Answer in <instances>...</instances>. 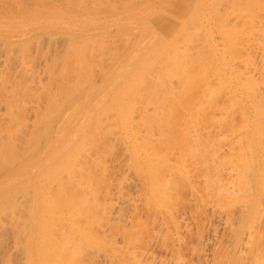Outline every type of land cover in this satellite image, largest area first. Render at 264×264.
<instances>
[{
    "label": "rangeland",
    "instance_id": "1",
    "mask_svg": "<svg viewBox=\"0 0 264 264\" xmlns=\"http://www.w3.org/2000/svg\"><path fill=\"white\" fill-rule=\"evenodd\" d=\"M8 1H6L7 5H8ZM17 1L18 0L10 1L9 2L10 5L5 8L6 12L3 11L0 13L1 14V17H0L1 18L0 19V49H1L0 50V57H1L0 58V65H1L0 66V80L1 81H0V83L2 81H4L3 77H5V81L8 83H9L8 80L13 78L10 81V83H11L12 81H14L15 77L18 76V74L20 75V73H21L20 68H22L20 65L22 64V61H23L21 54L23 52V49L25 48L24 53H26L25 51H27V53H26V55L24 54V56H26L25 59L26 60L28 59V62L25 61L26 63H23V64L31 72L27 73V71H29V70L26 69L27 75L25 76L24 80H28L29 82L24 81L23 86H25V85L27 87L31 86L29 90L33 93H30V91H27V93H29V94H27L24 97V100L22 101L23 104L21 103L22 108L25 107V109H23V111L20 112L21 115L17 114L18 116H21V118L17 117L18 119L14 120V116L12 117V119L10 118L11 116H7V119L9 121L12 120L13 122L17 121L19 123H22L25 128L24 127H22L24 129H22L21 127H18V128L19 129L21 128L26 133L29 132V131L27 132V130H30V128H32L34 120H35L34 119L35 116H34L33 111L36 108H34V107L36 106L38 108L41 106V108H42V106L46 105V103H47V98H48L47 93L48 92H46V93L44 92L47 90L43 89V87H41V84H38L39 86L37 84H35V83H39L40 78H42V77L45 78L46 74L45 75L43 74L44 73L43 66L45 65L44 64L45 60L49 56L48 54L46 56V53H49L50 55H52V53H54L53 51H56V50L59 51L56 46H58V48H60V50H64L63 52L67 53L66 50L68 47H70V44L69 45L66 44V46H64V44L67 41H69L65 38L68 35L67 32L70 33L72 31V32L79 33V35L84 34V36L82 37L83 39H84V37H85V39H88L89 37L86 38L88 35H90V36L93 34H94V36L96 35L95 40L93 39L94 36H93V38H91V43H94L92 48H94L96 45V48L94 50H96L99 46V45H97V42L99 44V41H101L99 39L102 38V41H103L104 38L106 39V37H108V39L110 40V43L108 41H107V43H109V45L113 44L114 49L117 46H120L119 44L122 45V46H120L121 51L117 47L118 50L120 51V52L119 51L118 52L119 53L122 52V54H120V56L118 55L119 58L118 59L116 58L117 61H114L115 59L113 60L115 62L114 64H113V62H111L112 59L108 61V58L111 54L108 57L106 56L107 62L110 63V64L106 63L107 67H110L108 69L109 70L108 71L105 68L106 65L104 66V64H103L102 67H104V68H101L102 64L100 66L97 65V62L99 60L98 57L102 54L101 51H100V55H99V50H98L99 56L96 57L97 56L96 55L97 53H95L96 51L93 52V50H91V53H95V55L92 54L93 57L92 56L91 57L94 58V61H95V58H98V60L96 59L97 61H95L97 67L93 68V71L95 70L94 71L95 74L91 73L92 76L91 75L90 76L91 77H94V76L98 77L96 79V81L100 80V81H98V83H100L102 81L106 82L107 80H111L113 85H114V83L117 84V89H114V90H117L118 93H114V94L112 93L109 96H107L110 98L112 96V100L108 101L107 104L110 106L109 109L110 108H111V110L113 109L112 110L113 113L109 112V115L107 114V117L108 118L111 117V118H109V120L111 121L113 119L112 115L116 114V115H114V116H116V122H114V119L111 121L112 123L110 122V124H113V125L115 124V125L114 126L111 125L112 128L110 129V126H109L110 124H103L104 122L106 123L108 120L107 118H105L106 117L105 115H104L105 116L104 118L107 120L102 122V125H100L101 129L103 130L102 135L104 133V130L106 133V136L104 135L103 137H105L106 139L109 138V140H106L104 138L105 140L103 139V141H102V140H100L102 138H100L95 145L93 144L94 147L92 148V150L90 148L91 144L95 140H97L98 137L101 135H98V136L95 135L97 132L99 133V131H97L98 129L96 128V131L94 133V129L92 128V127L95 128L97 126V123L100 124V122H96L95 123L96 125L93 122L94 126L93 125L90 126L89 124L92 123V120L96 121L95 116L98 113L97 111L98 110L102 111L101 108L104 109V108H106L105 105H107V104H105L106 102H103L102 104L95 106L94 105L95 99H96L95 98L96 94H95L93 97L89 96L91 98V100H92V98H95L94 101H92L91 103L88 102V124L86 126H89L90 128L88 127L89 131L86 134V136L88 135V137H86V139L91 138L90 134H92V133L94 134L93 136H95V137H92V139H90V141L93 140V142L91 141L92 143L86 142V143H88L90 150L87 151L88 148L85 146L86 143H85V145H82V143L84 144V141H89V140H85V139L83 140L82 139V143H80L83 135L81 137H78L77 139H75L74 141H72L70 143L66 142V144H69L68 146H66V147H68V149H70L71 146L74 144L75 145L77 144L76 146H79V143L82 145L80 147H82L81 149H83V152H84V153L82 152L83 156L85 155L87 160L84 158L85 159V162H84V159L81 158L83 156L81 154H80L81 157H79L80 155H77V153L79 154V152L82 150L80 149V147H76L74 149L80 150L78 152L76 150H74L77 152V153H75L76 156L79 157L80 160L83 159L82 161H80L76 157L78 162L80 161L81 164L82 163L86 164L88 162V159H90V160L94 159L92 162H95L94 164L97 163L96 164L97 166H91L89 164L91 166V168L89 167L88 169H91L89 171H91L92 173L87 171L88 169L86 170V168L84 167V170H85L84 173L89 172V173H86L87 176L91 175V176H88L89 180H92L91 183L88 181V177L85 176L86 174H84L82 171H81V173H83V176L87 178V181L89 183V184L87 183V185H86L87 181L84 177L82 178V177L77 176V175H80V170L77 169L79 172L73 171V172L77 173L73 176V174H74L72 172L73 168L71 167L72 170H71V168H70V170H68L69 167H67L65 165L66 163L69 166L71 165V163H72L71 159H73L72 158L73 156L75 159V154L72 156L73 153H72L71 149L68 151V152L72 153L69 156V158L67 157L68 152L66 153V157H65V158H67V160L65 159L66 161L64 160L65 154L62 155L63 154L62 153V154H60V155H62L61 159L58 160L59 155L56 156L55 158H52L53 161L56 158L58 161L56 160L55 164L53 163L52 166H48L47 168H49V167L50 168L48 170L44 169L43 172L37 171L34 173H27V174H24V172L22 173V170L24 167L33 164L35 162L34 160L37 161L38 154L35 155L37 152L34 150L36 148H39V147H37V145L35 146L36 148L34 147V149H32L36 153H32V155H31V151H32L31 150L30 154L28 153L29 155L25 154V156H28L29 159L31 156L34 157V158L31 157V159H32L31 161L28 160L27 158H24L25 157L24 156L23 158L25 160H28L29 162L27 161L25 163L24 159H22V161H23L22 163H25L23 165L21 163V159H19L20 161H18L17 164L19 165V163H21L20 165L22 167L20 165L18 166L19 167L18 169L16 167H14L17 169V171L12 170L13 171L12 172L10 170L12 173L8 172V173H10V175H8V173H7V177L3 181H5L7 179L9 181H12V180H15L16 178L19 177L20 182L16 181V182H14V183H16V185H13L14 183H12L8 187L5 186L7 189L4 187L0 188V204H1L0 210L2 208L1 206H3V208H4V206L9 207L8 202L10 200H12L13 197H14L13 198V200H14L16 195H18L20 193L23 194L22 191H24L26 188L29 189V191L31 190L30 194H29V191H27V189L25 190L24 193L26 194V191H27V195H29V196L32 193L33 197L30 196V198H31L30 200H33L32 202H29L30 200H27L28 201V203H27V201L25 202V199L22 200V198L17 199V201H19L18 203L24 201L23 203H20L23 206L25 205L24 203H27L30 205L33 203L32 204L33 208L31 209L32 206H30V209H31L30 211L28 208L26 209V210H28V213H32L31 216L26 217L27 220L29 219L28 217L31 218V219H29L30 223H28L25 218H24V220L22 219L23 221L20 220L21 222H23V223L25 222L28 225H30V226H28L27 224L25 225V223L24 224L22 223L23 225L28 226L30 231L28 230L29 234L27 235L28 236L27 237L26 234H27L28 228H25V226H24V228H21L24 231L26 229V231H25L26 234L21 229L20 230L17 229L18 226L21 227V225H20L21 222L18 219L25 212L23 211V206L20 207L19 206L20 204L18 205V203L14 200V202L17 204L14 206H18V208H20V210H22V212L17 211V213H19V214L22 213V214L21 215L16 214L17 216H15V215L13 216V212H14V214L16 213V211H13V208L11 211L12 215H11V213L9 215V212H10V211L8 212V210H10L9 208H7L8 210H6V211L8 212L9 223H11V221H13V219H15L14 223H18V221H19L20 224H17L16 228L14 227V223L12 224L13 228H10V225L8 224L9 230H7V228H6V227H8V225H7L5 227L6 231L5 230H4L5 232L3 231L5 235L2 234L3 232L1 230L0 238H2V240L4 238V240L3 241L1 240V241L4 242L6 240V242H7V243L5 242L6 245L8 244L7 246H10V247L7 248L6 245H5L6 247L4 245H2L5 243L0 242L1 243L0 245L4 246L3 248L0 246V251L3 249L0 252V257H1L0 261L2 262L5 260V264H6V262H7L6 258L10 257L13 260V262L11 260V264H20V263L21 264H103V263L104 264H214V263L215 264H255V263L264 264V259H263L264 258V248H263L264 247V244H263L264 243V109H263L264 108V84H263V82H264V43H263L264 42V35H263L264 34V0H224V2H223V0H218V2H217V0H213V1L212 0H140V1L136 0V1H139V3L137 2V4H139V6L136 3L135 4L133 3L135 5L134 7H133V4H131V3L129 4L127 2H129V1L134 2L135 0H132V1L131 0H124V2H123V0H121L122 2L120 0H118L119 2L117 0H116V2H115V0H114V2H113V0H112V2H111V0L110 1L108 0L109 2H107V0H104V1L103 0H96V1L93 0V1H95V3L93 5H95V4L99 5L98 7H100V8H98L96 6H95L96 8H93L94 6L91 4V2H93V1L91 0V2H88V6H87L90 10V11L88 10V24H87V27L81 28V30H80V28H78V25H75L72 30L70 29V27L72 25L69 23V20L71 18H73L74 16L79 17L76 14L77 12H74L73 10L67 8V4L69 3L70 0L69 1L68 0H50L49 3L46 2V3H48L47 8H49V10L51 11V14L53 12H55L54 14H56V12H57L56 15L53 14L51 18H47V19L45 17L42 18L41 12L37 11V10L42 9L41 7H38V5L41 4L40 0H25V1L21 0V2L24 1V4H25V5L22 4L23 10L25 9L26 5L28 8H30V7L33 8V11H34V8L36 6V10H35V12H32L31 9H28V10H31V12H32L31 14L29 13L30 15H27V13H26L25 14L26 16H20L16 20V22H12V23H14V24H12L5 18L9 14H11L10 12L15 13V12H18L19 9H21V11H23L22 7H21V3H19L20 4V6H19V4H17L18 3ZM34 1H37V2L39 1V2L37 3ZM88 1H90V0H88ZM97 1H99L100 3L104 2V4L103 3L100 4ZM3 2L4 1L1 0L0 5L6 6V3H4L5 4L4 5ZM117 2L120 3L119 4L120 6L125 2L127 4L124 5L125 6L124 9H123L124 6L123 7L121 6L122 7V9H121V7L118 6ZM140 2H143V3L140 4ZM75 3H77V2H74V4ZM110 3H112V4H110ZM113 3L115 6L120 7V10H119V8H117L115 6H114V8H115V10H114L113 9ZM115 3H117V5ZM16 4L18 6H16ZM49 4H50V7H49ZM56 4H59L60 6L59 5L57 6ZM107 4H108V7L110 6V11H109L108 7H106V9L108 10L107 11L108 13H106V11H104L105 9H101V6H100V5L105 6ZM55 5L57 7H55ZM79 5H82V4H79ZM128 5H130L132 7L129 6V8H127ZM103 6H102V8H103ZM19 7H21V8H19ZM54 7L56 9L58 8V11L56 9L54 11V9H53ZM136 9L137 10L141 9L140 15H137L135 17H131V16L129 17L127 15V13L129 11H133ZM28 10L26 9V11H28ZM43 11H45V10L43 9ZM46 11H48V9ZM99 11H101V13H99ZM103 11H104V13H103ZM7 12H9V13H7ZM125 12H126V15H122ZM33 13L36 16L32 15ZM37 14L38 15L40 14V18H38L39 16ZM106 15H107V17H106ZM42 16H44V15H42ZM130 18H132V19H130ZM134 22H138V24H136V23L133 24ZM149 22H151V23H149ZM184 22H186V24ZM146 23L149 25L151 24V25L149 26ZM111 24H112V26H110ZM106 25H108V26H106ZM145 25L148 26L147 30H144V28L146 29ZM182 25H184L183 27L186 26V28H182ZM138 26L140 27V29L142 28L143 33L139 29ZM159 26L161 28H159L157 30V28ZM132 27H135L138 30L137 29L135 30V28H133L134 29V31H133ZM114 28L116 31L114 30ZM129 28L132 29L133 33L130 32L131 30ZM197 28H198V30H197ZM110 29L112 30V32H110L111 31ZM127 29H128V31H126ZM123 31L126 32V36H128V39L123 38V37L126 38L125 32H123ZM135 31H137V32H135ZM180 31H182V32H180ZM11 32H15V34L12 35L13 37L10 35ZM58 32L60 34H58ZM62 32H66L67 35L61 34ZM97 32H98V35H100L99 33H101V35L103 34V36L100 38V36H98L96 34ZM129 32L131 33V34H129L130 36L127 35ZM134 32L135 33L140 32L142 35L140 36V33H138V36H140V38H137V36H135V38H137V39H135V38L134 39L138 40V41L132 42L134 44L133 45L131 43L130 39L132 40V38L134 37V36L132 37V35L135 34ZM76 33H73V34H75V36H77ZM104 33L107 34V36L104 35ZM56 34L58 35V39H57ZM109 34L112 35L111 39L109 38V36H110ZM42 35H43L44 39L42 38ZM59 35H62V36L65 35V37L64 38L62 36L59 37ZM52 36H54L55 39ZM71 36H72L71 39L75 38L74 35L70 34V37ZM67 37H69V35ZM97 37L99 38L98 39L99 41L96 40ZM113 37L116 40H112ZM196 37H200V38H196ZM37 38H41V40L39 41V39H37ZM52 38H53V40H52ZM59 38H60V40H59ZM20 39H22V40H20ZM61 39H62V41H61ZM85 39H84V41H86ZM105 39H104V41L106 42ZM119 39H123V41H121ZM55 40H56V42H55ZM75 40H77V38ZM75 40H72V41L75 42ZM79 40H81L80 37H79ZM117 40H119L121 43H119V41L117 42ZM189 40H190V42H189ZM256 40H258V41H256ZM72 41H69V42L71 43ZM93 41H95V42L97 41V42L95 43ZM127 41H129L131 43V45H129L130 43L129 42L127 43ZM171 41H172V43H171ZM82 42H83V40H82ZM86 42H88V44H89L90 40L86 41ZM114 42H115V44H114ZM169 42H170V44H169ZM188 42L190 45L188 44ZM260 42H262V43L260 44ZM48 43H49V45H48ZM72 43H71V45L73 46V48H76V45L74 47V43L73 44ZM117 43H119V44L117 45ZM123 43H125V45ZM185 43H187L188 46ZM103 44L105 45V43H103V42L100 44L101 48H102ZM11 45H12V47H10ZM21 45H23L22 48H21ZM106 45L108 46V44H106ZM106 45L104 47H107ZM113 45H112V47H113ZM127 45H129L128 46L129 49L126 48ZM1 46H3L5 49ZM54 46L56 47V50H55ZM72 46H71V48H72ZM88 46H89V49H91L90 45H88ZM91 46H92V44H91ZM166 46L167 47L170 46V49L167 48ZM171 46H173L175 48L176 52L172 49L173 47L171 48ZM186 46L188 47L189 50L195 51V52L192 51L193 54L195 53L194 54L195 56H194L193 54H191V52L189 50H187L188 53L190 52L191 56L193 55L192 58L194 60L197 59L196 54L198 55V53H200L198 55V57H200L202 55V57H200V60L201 61L204 60V61L201 62L198 59L199 60L198 63L194 62L195 64H192V65L189 63L190 66L184 65V66H186V67H184L183 64H185V62L182 64V62L179 60L185 59V57H184V59L182 58L185 54L184 55H182V54L186 51V48H187ZM27 47H28V49H30L31 47L32 48L28 51ZM45 47H46V50H45ZM65 47H67V48H65ZM83 47H81V48H83ZM164 47H166V49H167L166 51L164 50L165 49ZM197 47H199V48H197ZM200 47L203 49V51H201ZM47 48L49 49L50 52L49 51L47 52V50H48ZM51 48L52 49L54 48L53 51ZM117 48L114 50V52L117 50ZM179 48L181 49L180 53L182 52V49H184L182 54L179 53V50H180ZM194 48H196L197 50H195ZM204 48H206L207 50ZM257 48H258V50H257ZM6 49H7V51H6ZM19 49H21L22 51ZM89 49H88V56H89V58H91ZM99 49H100V47H99ZM123 49H125L124 55H123ZM126 49L129 51H127ZM161 49H163V50H161ZM9 50L10 51L12 50L11 51L12 53L9 52ZM71 50H70V52H71ZM171 50L173 53L178 52V54H177L178 57H176L177 55L175 53H174L175 57H173ZM4 51H5V53H4ZM17 51H19V52H17ZM38 51H40V52H38ZM43 51H45V52H43ZM140 51L143 53H146V55L144 57H141L138 55V57L136 58V61L134 60V62L131 63L130 62V58L132 57L131 54L132 53L133 54H139ZM163 51L167 52V54H165ZM28 52H29V54H28ZM42 52H43V54H42ZM14 53H16V54H14ZM19 53H20L19 59L22 58L21 62L19 60H17V58H16V55L18 57ZM115 53H117V52H115ZM119 53H117V54H119ZM161 53H163V54H161ZM185 53H187V52H185ZM205 53L206 54L208 53L207 56ZM7 54H11V55H9V56H12L11 60L14 58L13 55H15V58L17 60L16 62H15V60H14V62H13V60L12 61L10 59L8 60V61H11V63H16V64H14L15 65L14 67L13 66L7 67V66L11 65L10 62H8V63L6 62L7 61L6 59H8V56H5V55H7ZM40 54H42V55H40ZM179 54L182 57H180ZM113 55L115 57L117 56L116 54H113ZM166 55H168V56H166ZM163 56L167 57L166 58L167 61H165L163 59L164 63H163V61L159 62V60H162ZM169 56H171L170 59L173 57V61H172V59H171V61H170V59L168 60ZM187 56H186V58L188 59V61H190L192 63L193 59L189 60V58H191V57L188 58ZM208 56H209V58H211L210 62H207V61H209ZM5 57H6V59H5ZM34 58L36 60H34ZM106 58H104L103 61H106ZM110 58H111V56H110ZM112 58H113V56H112ZM177 58L178 59L180 58V59L178 60ZM2 59H4V60H2ZM37 59H39V60H37ZM174 60H176V62ZM92 61H93V59H92ZM156 61L159 62L157 65H156ZM168 61L171 64L173 63L172 67L170 66L171 68L170 67L164 68L165 63L167 62L166 64H168ZM95 62H93V64L91 63V65H94ZM178 62H180L181 64ZM32 63L34 66L32 65ZM153 63L156 65L155 70L157 69L158 72L154 71L155 65ZM160 63L164 64V65L162 64L164 70H166V69L171 70V71L170 70L165 71L167 73V74H165L167 80L165 78V75L162 76V74H164L165 72L163 71L164 72L163 73V72H161V69H159V68H161L159 66V65H161ZM175 63H176V67L175 66L173 67V65H175ZM177 63L180 64L182 67H184V68L181 67L183 71L186 70L187 68L188 69L190 68L191 71L187 69L188 72H183V73H186V74H184L186 77L181 74L182 73L181 68L179 66L177 67ZM25 64L26 65L28 64V65L26 66ZM35 64L37 65L36 67H35ZM111 64H113V66ZM146 64L147 65L149 64L150 67H151V64L153 65V69L151 68V71H153V72H151V73H153L154 75H155V73L156 74L159 73V75H161V80H163V81H160V82L158 81V82H159V84L162 83L161 84V86H163L162 90H160L161 87L159 85H157L158 83L156 82L159 77L155 78V76H158V74L153 77L156 79V80L153 79L154 83L156 82L155 84L157 85V87L159 86L160 89H158L159 87L157 88L156 86H155V88L157 91L160 90L161 94L165 89V91H166V92L164 91L165 92L164 94H166L165 96H169L170 93H172L171 95L175 94V96H176L177 93L179 92L178 90L181 89V91H182V92L180 91L181 97H180L179 93L176 97L173 95L175 97L174 99H172L173 97L171 95L170 96L172 98L170 96H169L170 98L167 97V99H171V101L176 100L175 102L180 103V104H174L175 102L172 101V103H171L170 100H167L168 102L170 101V104H172V105L168 104L170 107L176 106L175 108L174 107L172 108L173 109L172 111H171L170 107H168L167 102L164 101V97L162 96L163 94L160 95V93L159 94L157 93L159 95V96H156V97H158V99L155 98L156 100H154V96H153L154 93L152 95V93L150 92V91L153 92L154 90H149V92L151 93V95L153 97L152 99L154 101L151 98L149 99V97H151V96H150V94H148L149 97L146 96L147 94H145V93L148 91V88H145V85L141 86V87L144 86L143 91L145 89H147L146 91H144L145 93L142 92V94L144 96L141 95L142 97H139L141 93L138 94L139 96L138 95L136 96L137 93H134L133 88L136 86V81L138 82V80H140L142 76L146 77V75H148L147 76V78H148L151 74L150 69L148 68V66L146 67ZM186 64H188V63H186ZM39 65L40 66L42 65L41 66L42 71L40 70L41 68ZM91 65H89L90 68L94 67ZM195 65H196V67H198L197 71H196L197 68L195 67ZM198 65H200V66H198ZM28 66H30V67H28ZM168 66H169V64H168ZM144 67H146V68H144ZM209 67H212V68L210 69ZM8 68H12V69H8ZM38 68H39V71L37 70ZM90 68H89V70H91ZM98 68L101 70L105 69L107 71L104 70V72H106L104 74L103 71H99ZM147 68L149 71L146 70V72L148 71V73H150V74L147 73L145 75V73L144 74L142 73V70L143 69L145 70ZM177 68H179V70ZM16 69H17V71H16ZM199 69H201V70H199ZM6 70H8L9 72H7ZM32 70H33V72H32ZM89 70H88V72H89ZM96 71L99 74L103 73V76H100V78H99V74L97 75ZM176 71L180 72V74H178V72L176 73ZM10 72H11V76L9 78L8 75H10ZM35 72H36V74H33ZM41 72H42V74H41ZM143 72H145V71H143ZM168 72L169 73L171 72V73L169 74ZM173 72H175L174 77H172L174 80L171 77L170 78L167 77V76H170L171 74H172L171 76H173ZM189 72H190V74H191V72H195L196 75H198V74L199 75L197 77H194L195 78L194 79L193 76H195V75L192 73L193 75L191 74V76H192L191 77ZM29 74H31V75L33 74V75L31 76ZM213 75H215V76L213 77ZM13 76H15V77H13ZM182 76L185 78H189V77L190 78L187 80L186 79L183 80ZM202 76L204 78H206V80H204L206 82L201 81V80H203V79H201V78H203ZM207 76H209V77H207ZM32 77H34V78H32ZM95 77L92 79L95 80ZM143 77L141 80L144 79L146 81L147 78H145V77L143 78ZM175 77H177V78H175ZM178 77L180 78V80L182 77V80L187 81V82L183 83V81L177 80ZM59 78H60V76H59ZM133 78L135 80V84L131 83V85H129L130 79L132 80ZM6 79H8V80H6ZM42 80H43V78L41 79L40 83L41 82L43 83V81H45V79L43 81ZM86 80H88V79H86ZM144 80L141 81V83L139 82L140 84L138 86H140L141 84H144L143 83ZM153 80H152V76H150L151 82L149 84H152V86L149 85L150 87H153L155 85L152 83ZM158 80H160V78ZM170 80H172V81L170 82ZM189 80H193V82L195 83V84L194 83L192 84V85H194L193 88L190 87V86H192V85H190V83L192 81L189 82ZM47 81H48V79H47ZM88 81L90 82L91 80L89 79ZM164 81L166 83H168V85L170 84L171 87H173L172 85L175 82L176 85L174 84V86H176V87L170 88V86L168 87V85ZM244 81H245V83H244ZM4 82H2V83H4ZM132 82H134V81H132ZM146 82H145V84L147 85V83L149 81L147 83ZM178 82L179 83L182 82V85L186 84L184 87H186L187 91L192 90L191 94L188 92L190 95L189 94L184 95L185 93H187V91H185V89L182 90L184 87L180 86L181 84H179ZM171 83H172V85H171ZM57 84H58V82L56 81L55 85H57ZM35 85H37L38 87ZM53 85H54V83H53ZM55 85L53 86V90L58 87V86L55 87ZM132 85H134V86H132ZM164 85L167 86V88ZM217 85L218 86L220 85V86L218 87ZM138 86H136V88ZM149 86H146V87H149ZM33 87H34V91L32 90ZM105 87H106V85L104 84L103 86H100L98 88V90L102 91L105 89ZM248 87H250V89ZM38 88H40V89L38 90ZM169 88L171 91L169 90ZM176 88L178 89L177 93H176V90H174ZM206 88H207V90H206ZM112 89H113V86H112ZM132 89H133V92H132L133 96H135L136 100L139 98L137 101H135V99H132L131 101H135V102H132L133 104L130 101L131 98L129 99L127 96L128 94H129V96L132 95V93L130 92V91H132ZM40 90L42 91L43 94H40L41 93ZM38 91H39V93H38ZM135 91H137L139 93L142 91V89L140 88L139 91L138 90H135ZM204 92L207 93V94H205V96H203ZM210 93H211V95H209V97H208V94H210ZM49 94H52V93H49ZM39 95L40 96L42 95L41 96L42 98ZM115 96H117V100L114 98ZM27 97H28V99H27ZM35 97H36V99H34ZM38 97H40V98H38ZM49 97H50V95H49ZM146 97H147V99H146ZM159 97H163V100L159 99ZM140 98H141V100L143 99L141 102H140ZM148 99L150 100L149 104H148ZM165 99H166V97H165ZM158 100H160V101H158ZM120 101H121L122 105L119 104ZM126 101L128 104L129 103L132 104L131 107L134 108L132 110L133 112L135 110V112H134L135 116H134L133 112L129 109L128 104H126ZM157 101H158V103L159 102L161 103L163 101L166 104V106L164 104L163 105L165 106L164 109L167 111H164V112H163V110L161 111L164 113L163 115L159 109L156 110V112L152 111L153 110L152 109V107H153L152 102L154 103ZM203 101H205V102H203ZM1 102L2 101L0 100V103ZM24 102H25V104H24ZM113 102H114V104H113ZM190 102H192L193 105H190V104H192ZM196 102H198V103H196ZM135 103H137V104L135 105ZM144 103L146 106L144 105ZM182 103L183 104L185 103L184 106ZM36 104L39 106H37ZM130 104H129V106H130ZM0 105H1L0 106V115H1L2 111H4L5 107H4V104L2 106V103ZM27 105H28V107H27ZM108 105H107V107H108ZM201 105H202V108H201ZM29 106H30L31 110H30ZM113 106H114V108H113ZM134 106H136L137 108ZM138 107L140 109H141V107H143V108L141 109V111H138L137 110ZM147 108H148V110L151 108L149 110L148 114L144 113L147 116H151L152 113L155 116L158 112H160L161 114L159 113L155 117L151 116V117H154L151 119H150V117H147V116H146V118H143L145 115L140 114V113L142 112L143 109H144L143 111L146 112ZM167 108H169V109H167ZM199 108H201L202 111L199 110ZM203 108H205V109H203ZM32 109H33V111H32ZM43 109L45 110V112L46 111L49 112L48 109H50V108H48L47 110H46V108H43ZM43 109H42V111H44ZM94 109H96V110L93 112H90L91 110H94ZM106 109L108 110V108H106ZM128 109L130 110L129 112H128ZM194 109L195 110L197 109V110L195 111ZM105 110H103V112H105ZM168 110L171 112L169 113ZM100 111H99V113H100ZM197 111H198V113H197ZM5 112L6 111H4V113ZM23 112H26V114L24 113V116L22 115ZM103 112H102V115H103ZM241 112H242V114H241ZM44 114L46 117L48 116V118H45L44 116L41 117V115H39L38 118L41 117L44 119L40 118L41 120H36L35 123H37V122L39 123V124H37L39 126V128L42 126L41 123H44V126H45L47 121L49 123L46 126H48L49 124L51 125L52 129L50 126H49L50 128L49 127L47 128L46 126L45 127L49 130L47 133H49L50 131H52V133L47 134V133H45V131H42V128H43V126H42L40 128V130H41L40 133L42 132V134H40V135H42L43 137L39 135V138H41L40 141L42 140L41 144L43 145L45 143V141H47V139L49 138L48 141L45 143V145H49L53 142V139H54L55 135L57 134V132H59L61 129H63V127L61 125H59L58 121H61V120L57 121V118L55 115H51L52 117H50L48 115V113H44ZM137 114H139L140 117H142V118H140L139 115H137ZM199 114H201V115H199ZM100 115H101V113H100ZM121 115H122V117H121ZM130 115H132V121L135 122L138 120V121H140V124L143 126L140 125V127H141L140 128L139 126H137V124L139 125V123L135 124L133 122L131 124L130 123V120H131ZM164 115L167 117V119L164 117ZM187 115H188V117H187ZM219 115H221V116H219ZM98 116H96L98 119L97 121H99V119H100V117L98 118ZM222 116H224V117H222ZM127 117H129L130 120ZM135 117H136V119H135ZM137 117H138V119H137ZM160 117H163L164 121L163 120L162 121L165 123V126H163L164 123L161 121L162 118H160ZM242 117H244V118H242ZM147 118L152 120V123L150 120H147ZM15 119H16V117H15ZM23 119H25V120H23ZM141 119H142V121H141ZM52 120H53V123L50 122ZM103 120L104 119L102 118V121ZM165 120H167V121H165ZM207 120H209V121H207ZM12 121H11V124L13 123ZM117 121H119V122H117ZM168 121H170L169 124H168ZM221 121H223V122H221ZM31 122H33L32 126H30ZM54 122L56 125L58 123V125L56 126L54 124ZM159 122L163 123V125H160ZM155 123L159 124V125H155ZM218 123H219V125H218ZM225 123H226V125H225ZM26 124H28V125H26ZM52 124L54 125V127ZM122 124L123 125L126 124L127 127L125 125L123 126ZM127 124L129 125V127H131L130 125H133V127H131L132 129L129 128ZM172 124H173V126H171ZM190 124H191V126H190ZM14 125H13V127H15ZM105 125H107L109 130H111V131H109V132H111L110 134L107 133L108 128ZM120 125H122V126L120 127ZM144 125L145 126L148 125V126L145 127ZM151 125L153 127L149 128V126L151 127ZM27 126H29V127H27ZM103 126H104V128L105 127L106 128L104 129ZM135 126H137L138 128L136 127V129H135ZM26 127H27V129H26ZM58 127H59V129H58ZM74 127H76V125ZM114 127H115V134L118 133L117 135L114 134V130H113ZM116 127H117V129H116ZM124 127H126L127 130H124ZM157 127H160L158 129L160 131V134H162L163 132H165V134L163 133L162 136L160 134H158L159 132H157L158 131ZM164 127L166 129H164ZM91 128L93 130H90ZM121 128H122V130H121ZM133 128H134V130H133ZM162 128H163V130H162ZM16 129H17V127H16ZM101 129H100V131H101ZM137 129H138V131L136 132ZM44 130H46V129L44 128ZM161 130L163 131L162 133H161ZM149 131L151 133H149ZM145 132H147V133H145ZM62 134H64V131ZM108 134H109V136H108ZM125 134H126V136H125ZM136 134H137V136L139 135L138 140L141 139L142 143L148 140L146 142V145L147 144L149 145V143L151 145V142H152L153 146L151 145V147L149 146L150 148L147 147V149H146L145 148L146 146H144L145 143L141 144L140 140L137 142V139H135V138H137ZM143 134H145L144 137H143ZM157 134H158V136H157ZM48 135H50V137ZM119 135H120V137H118ZM44 136H45V138L47 136L48 137L45 139ZM64 136H65V134H64ZM114 136H116L118 139L115 138ZM164 136H166V137H164ZM148 137H150V139ZM43 138L45 139L44 143H43ZM66 138H69V136ZM145 138H147V139H145ZM38 139L36 140L35 144H37L39 142ZM121 140H123L124 142ZM106 141L108 143L105 144ZM75 142H77V143H75ZM100 142H103V143H100ZM98 143H100V144H98ZM41 144L39 143V145H41ZM96 145H98V146H96ZM194 145H196V146H194ZM84 146H85V148H83ZM108 146H110V147H108ZM143 146H144V148H143ZM202 146L204 148H202ZM72 147H74V146H72ZM97 147H100V148H97ZM129 148H130V150H129ZM140 148H142L143 150L142 149L140 150ZM93 149H95V151ZM97 149L103 150L102 154L105 151V154L107 153V155H105L103 157L104 154L103 155L100 154L99 155L101 157L100 159H99V156L96 155L97 156V159H96V156L94 154H98ZM104 149H106V150H104ZM196 149L198 151H196ZM199 149H200V151H199ZM36 150L38 152H40V150H38V149H36ZM154 150H155V152H154ZM202 150H203V152H202ZM204 151L207 153H205ZM85 152H86V154L88 153L87 155L91 156V157L88 158L87 155L85 154ZM93 152H95V153H93ZM110 152L112 154H110ZM152 152H154V156H156V157L153 156L154 157L153 158L152 156H150ZM90 153H92V154H90ZM99 153H101V151ZM185 153H187V156ZM155 154H158L159 156H157ZM203 155H205V156H203ZM192 156H195V157H192ZM104 158H105V160H104ZM62 159H63V162L61 164L62 165L64 164L65 167H64V165L63 166L61 165V167H60L59 163L57 164V162H59V161L61 162ZM138 159H139V161H138ZM197 160H198V162H197ZM97 161L99 162V165H98ZM101 161H102V163H101ZM88 163H90V161ZM81 164H79V166H81ZM132 164H133V166H132ZM57 165H59L58 168L63 167V169H62L63 171L68 170V171H71L72 173L69 172V174H67L68 172H66V171L62 172L60 170V168H59V170H60V173H59L58 169L56 168ZM76 165H74L73 167L74 168L79 167ZM155 165H156V167H155ZM101 166H102V168H101ZM81 167H83V166H81ZM94 167H96V168H94ZM154 167L156 169H154ZM249 167H251V168L249 169ZM97 168L98 169L101 168V169L97 170ZM103 168L106 171H103L104 170ZM245 170H246V172H248V170H251L248 172L250 174L249 176L245 172ZM96 171L98 174L95 173ZM99 171L103 172L104 175H102ZM56 172H58L59 174L57 175ZM155 172H156V174H155ZM62 173H65L64 174L65 177L63 176L65 179V182L69 179L68 178L66 180V178L69 176L70 179L72 178L73 182L75 181V183L77 184V186L75 185V187H76L75 188L72 185V182H70L72 185V186L70 185L71 190L69 188L68 183H67V185L65 184V186L62 185V187H61V188L66 189V190L68 188L69 189L67 191L64 190L66 194L68 193L67 197L65 196L66 198L62 195L60 196V198L63 197V199H64V202L62 201L63 200L62 198L60 199L62 201V202H60V204L64 205V203H65V205H66L67 203L68 204L71 203L69 205L67 204L66 207H68V206L71 207L70 210H72V211L68 210L69 207L68 208L64 207V208H66V209H64V211H62L63 208H61L62 210L59 209V212H58V209H57L56 211H54L55 214L54 213L52 214L53 208L54 209L57 208L54 206L57 203H55L54 205L53 204L51 205V202H52L51 199L53 198V197H51L52 196L51 192H54L53 194L57 193L56 195H60L59 193L62 192V191L60 192L61 188L59 189L56 186L57 183L53 186H52V184H54L55 181H59L60 179L62 180V177H61ZM93 173H95V174H93ZM208 173L210 174L209 175L210 177L208 176ZM92 174H93V176H92ZM179 174L183 177L179 176ZM239 174H240V176H239ZM241 174H242V177H241ZM56 175L58 178H56ZM80 176H82V174ZM250 176H251V178H250ZM28 177L31 178V182L27 183V180L29 179ZM52 177H54V178L52 179ZM77 177L81 178L82 180L84 179L83 181L81 180L83 182V184H80V182H79L80 179L77 180L76 179ZM180 177H181V179H180ZM243 177H245V178H243ZM248 177L250 180L249 179L247 180ZM72 179H71V181H72ZM93 179H96V180H93ZM243 179H244V181H243ZM245 180H246V182H245ZM242 181H243V183H242ZM249 181H250V183H249L250 185L247 184L248 185L247 186L246 183H248ZM75 183H73V184H75ZM84 183H85V186H84ZM238 183L241 184L242 187H239L240 185ZM24 184H26V185L24 186ZM57 185L61 186V184H59V182ZM88 185H90V186H88ZM21 186L22 187L24 186V187L22 188ZM28 186H29V188H28ZM54 186H56L58 189H55L56 187H54ZM83 186H84V188H79L81 190L83 189L82 193L80 195L81 197L80 198L77 197L78 199L75 200L76 195H74V194L76 193L77 196H79L78 193L81 192V190H79L78 187H83ZM90 187H92V188H90ZM171 187H173V188H171ZM51 188L53 190L54 189L55 190L53 191V190H51ZM85 188H89V190H86ZM11 189H13V191H15V189H16V191H15L16 194L14 192H12ZM72 189H73V192H72ZM75 189H77V190L75 191ZM56 190H59L58 191L59 193L55 192ZM4 191L5 192L8 191V192H6V194L7 193L8 194L7 195L5 194L6 196L11 195L12 197L8 196L9 198L7 199V197H5L1 194ZM64 191H63V193H64ZM68 191L72 192L73 194L72 193L70 194ZM83 191H84V193L86 192L85 195L88 197L87 199H89V200H87V202L92 201L91 203H86L87 205H85V206L82 203L84 201L86 202V199H84L83 201L81 200V199H83V197H86V196H83L84 195ZM88 191H90L89 193L91 195L94 193L95 197L93 195L92 196H93V199L96 198L95 201L92 200V196L90 194L89 195L91 198L87 195ZM9 192L14 193V194L13 195L9 194ZM95 193H97L98 196H96ZM22 194H20V195H22ZM50 194H51V196H50ZM69 194H70V196H69ZM20 195H19V197H23ZM56 195H55V197H56ZM29 196H28V198H29ZM2 197L6 198V199H3ZM17 197L18 196H16V198ZM25 197L26 196H24L23 198H25ZM248 197H249V199H248ZM58 198H59V196H57V198L55 200L54 199L53 200L56 202V200ZM20 199H21V201H20ZM69 200H71V201H69ZM48 201H49V203H48ZM10 202H9L10 206L13 207V205H11L12 201H10ZM14 202H13V204H15ZM75 202L76 203L80 202V204L79 203L74 204ZM94 202L95 203L97 202V204L95 206H94V204H95ZM57 205L60 206L59 204H57ZM63 205H62V207H63ZM71 205H73V206L79 205V208L78 207L77 208L81 211L76 209L75 206L73 207ZM81 205L84 206L83 210L80 207ZM89 205L94 206V207H88ZM26 206L28 207V205H26ZM26 206H24V207L26 208ZM86 207L88 209L86 211L87 212L90 211L91 214L89 212H88L89 213L88 214L86 211H84L86 209ZM3 208H2V210L5 211V209H3ZM18 208H14V210H16ZM45 208L48 210V215L45 214ZM242 208H243V210H242ZM74 209L78 210L79 213L77 211H75ZM257 209L259 212L257 211ZM83 211L86 214H84ZM243 211H247L246 212L247 215L245 214L246 215L245 217L242 216ZM2 212L0 211L1 214H2ZM7 212H6V215H7ZM72 212H74V213H72ZM3 214H4V212H3ZM25 214L27 215V213H25ZM87 214L89 215V220L91 219V221L88 220ZM24 215H23V217H25ZM3 216L5 217V214ZM77 216H79V217H77ZM14 217H17L18 219L14 218ZM8 218H6L7 223H8ZM21 218H22V216H21ZM53 219L55 221H57V220L58 221L55 223V221ZM64 219H66V221H64ZM93 219H94V222H92ZM4 220H5V218H4ZM77 220H79L80 223L76 222ZM86 220H88V221H86ZM50 221H51V223H50ZM2 222H4V225L7 224V223L5 224V221H2ZM64 222H66V223H64ZM60 223H62V224H60ZM48 224H50V225H48ZM56 224H57V226H56ZM85 224L87 226H85ZM12 225H11V227H12ZM23 225H22V227H23ZM45 226H46V228L48 227L49 229L45 230L46 229ZM64 226H66V227H64ZM55 228H57V229H55ZM85 228H88L87 229L88 233H87V230ZM1 229H3V228L1 227ZM13 229L14 230L17 229L18 231H15L16 233L12 234V231H14ZM53 229L55 231L57 230L58 232L57 231H56V233H55V231L53 232ZM70 230H72L73 232L72 231L70 232ZM60 231H61V234H60ZM66 231H67V233H66ZM6 232H7V234H6ZM17 232L19 234H17ZM22 233H23V235H22ZM52 233H54V235ZM247 233L250 235H248ZM24 234H25V236H24ZM73 234H75V235H73ZM2 235H4V236L1 237ZM15 235H19V237H20V240H21V241H19L20 246H27L26 252H25V250H23L22 247L18 248L19 238H17L18 236L16 237ZM20 235L23 236L22 239H21ZM6 237H8V238L6 239ZM24 237H25V239H24ZM49 237H51V239ZM15 238H16V244H18V245H15V241L13 240ZM68 238H69V240H67ZM245 238H246V241H245ZM23 239H24V241H23ZM53 239L55 241L52 242ZM253 239H254V241H253ZM72 240H75V241H72ZM247 241L249 244L247 243ZM23 242H25V244L21 245ZM54 242H56V243H54ZM64 242H66V243L68 242V243L64 244ZM72 243L74 245H72ZM55 244L58 247L61 246L60 248H64V249L67 247L71 248V246H72L73 252L71 254H69V252H71L72 249H70V251H69V249H65V250L64 249H57L56 248L57 246ZM62 244H64L65 247L64 246L62 247ZM69 244H70V246H69ZM75 245H76V247H75ZM254 245H256V246H254ZM16 246H17V250L15 249ZM252 247H253V249H252ZM52 248H53V250H52ZM78 248H79V251H78ZM254 248H256V249H254ZM54 249H56V251ZM222 249H223V251H222ZM14 250H15V252H14ZM64 251H65V253H64ZM76 251H77V253H76ZM2 252H3V254H7V256L9 254V256L7 257L6 255H3V254L1 256ZM254 254H255L256 258L254 257ZM260 255H261V257H260ZM261 258L263 260H261ZM259 260H261V261H259ZM1 262H0V264H3Z\"/></svg>",
    "mask_w": 264,
    "mask_h": 264
},
{
    "label": "bare ground",
    "instance_id": "2",
    "mask_svg": "<svg viewBox=\"0 0 264 264\" xmlns=\"http://www.w3.org/2000/svg\"><path fill=\"white\" fill-rule=\"evenodd\" d=\"M0 1H1V0H0ZM3 1H4V2H3V4H4V3H6V1H8V0H3ZM10 1H12V0H9V1H8V5H7V3H6V6L0 5V13L3 12V11L6 12V9H5V8H6L7 6L10 5V4H9ZM15 1H16V0H15ZM24 1H25V0H24ZM24 1L21 2V0H18V1H17L18 3H17V2H16V3H17V4L21 3V7H22V4H24ZM40 1H41V4H39L40 6L38 5V7H41L42 9H41V10H37V11H38V12H39V11L41 12V17H42V18H43V17H45L46 19H47V18H51L52 15H53L55 12H53V13L51 14V11L49 10V8H47V7H48V3H49L50 0H40ZM68 1H69V0H68ZM92 1H93V0H92ZM95 1H96V0H95ZM95 1H93V2H91V0H90V1H88V0H70V1H69V3L67 4V8L73 10L74 12H77L76 14L79 16V17L74 16L73 18H71V19L69 20V23L72 25V26L70 27L71 30L73 29V27H74L75 25H78V28H80V30H81V28H85V27H87V24H88V10H89V8L87 7V6H88V2H91V4L93 5V4L95 3ZM103 1H104V0H103ZM109 1H110V0H109ZM109 1L107 0V2H109ZM117 1H118V0H117ZM120 1H121V0H120ZM131 1H132V0H131ZM139 1H140V0H139ZM139 1H136V0H135L134 2H133V1H132V2H130V1L127 2V1H126V2L129 3V4H130V3H131V4H133V3H134V4H135V3L137 4V2L139 3ZM212 1H213V0H212ZM34 2H37V1H34ZM38 2H39V1H38ZM38 2H37V3H38ZM46 2H48V3H46ZM74 2H77V3L74 4ZM78 2H79V3H78ZM97 2L100 3L99 1H97ZM111 2H112V0H111ZM113 2H114V0H113ZM115 2H116V0H115ZM118 2H119V1H118ZM118 2H117V3H118ZM121 2H122V1H121ZM123 2H124V0H123ZM126 2L123 3L121 6L123 7L124 5H126V4H127ZM143 2H144V1H143ZM143 2H140V4L143 3ZM217 2H218V0H217ZM223 2H224V0H223ZM1 3H2V2H1ZM54 3H55V2H54ZM54 3H53V4H54ZM102 3L104 4V2H102ZM102 3H100V4H102ZM117 3H115V4L117 5ZM156 3H157V2H156ZM17 4H16V6H18ZM79 4H82V5H79ZM91 4H90V5H91ZM110 4H112V3H110ZM119 4H120V3H118V6H120ZM134 4H133V7L135 6ZM218 4H219V3H218ZM4 5H5V4H4ZM24 5H25V4H24ZM35 5H36V4H35ZM56 5L58 6L59 4H56ZM56 5H55V7H57ZM75 5H76V6H75ZM137 5L139 6V4H137ZM16 6H15V7H16ZM19 6H20V4H19ZM32 6H33V5H32ZM59 6H60V5H59ZM93 6H94L93 8H96V7H98L99 5H96V4H95V5H93ZM95 6H96V7H95ZM100 6H101V9H105L104 11H106V13H108V12H107L108 10L106 9V7H108V4L105 5V6H103V5H100ZM102 6H103V8H102ZM114 6H115V5H114V3H113V9L115 10ZM118 6H115V7L119 8V10H120V7H121V6H120V7H118ZM129 6H130V5H128L127 8H129ZM148 6H149V5H148ZM166 6H167V5H166ZM221 6H222V5H221ZM1 7H2V8H1ZM15 7H14V8H15ZM21 7H19V8H21ZM24 7H25V6H24ZM49 7H50V4H49ZM55 7L53 8L54 11H55V9H56ZM89 7H90V6H89ZM122 7H121V9H122ZM130 7H132V6H130ZM8 8H9V7H8ZM17 8H18V7H17ZM46 8L48 9V11H46V10H47ZM98 8H100V7H98ZM98 8H97V9H98ZM117 8H116V9H117ZM124 8H125V6L123 7V9H124ZM156 8H157V7H156ZM26 9H27V10H28V9H31L32 12H35V10H36V6H35L34 11H33V8H31V7L28 8L27 5H26V7H25L24 10H23V7H22V10H23V11H21V9H19L18 12H15V13H14V12H13V13L10 12L11 14H9L5 19H7L10 23H12V22H16V20H17L20 16H26V15H25L26 13H27V15H30V14L32 13L31 10L26 11ZM37 9H38V8H37ZM43 9H44L45 11H43ZM51 9H52V8H51ZM108 9H109V11H110V6L108 7ZM113 9H112V10H113ZM218 9H219V8H218ZM9 10H10V9H9ZM56 10L58 11V8H57ZM99 10H100V9H99ZM7 11H8V10H7ZM13 11H14V10H13ZM42 11H43V12H42ZM89 11H90V10H89ZM101 11H102V10H101ZM101 11H99V13H101ZM104 11H103V13H104ZM140 11H141V9H140V10H137V9H136V10H133V11H129V12L127 13V15H128L129 17H130V16H131V17H135V16L141 14ZM47 12H48V13H47ZM7 13H9V12H7ZM29 13H30V14H29ZM44 13H45V14H44ZM49 13H50V14H49ZM95 13H96V12H95ZM106 13H105V14H106ZM109 13H110V12H109ZM144 13H145V12H144ZM219 13H220V12H219ZM5 14H6V13H5ZM56 14H57V12H56ZM56 14H54V15H56ZM32 15H35V14L33 13ZM37 15H38V14H37ZM42 15H44V16H42ZM122 15H126V12H125L124 14H122ZM217 15H218V14H217ZM35 16H36V15H35ZM38 16H39L38 18H40V14H39ZM110 16H111V15H110ZM0 17H1V14H0ZM28 17H29V16H28ZM92 17H93V16H92ZM106 17H107V15H106ZM191 17H192V16H191ZM36 18H37V17H36ZM136 18H137V17H136ZM150 18H151V17H150ZM0 19H1V18H0ZM65 19H66V18H65ZM130 19H132V18H130ZM146 19H147V18H146ZM149 20H150V19H149ZM151 20H152V19H151ZM193 20H194V19H193ZM42 21H43V20H42ZM147 21H148V20H147ZM66 23H67V22H66ZM131 23H132V22H131ZM135 23L138 24V22H134L133 24H135ZM147 23H148V22H147ZM147 23H146V24H147ZM149 23H151V22H149ZM184 23L186 24V22H184ZM224 23H225V22H224ZM12 24H14V23H12ZM34 24H35V23H34ZM123 24H124V23H123ZM123 24H122V25H123ZM127 24H128V23H127ZM127 24H126V25H127ZM147 25H149V24H147ZM147 25H145V26H146V29L144 28V30H147V29H148V26H147ZM150 25H151V24H150ZM150 25H149V26H150ZM8 26H9V25H8ZM106 26H108V25H106ZM110 26H112V24H111ZM145 26H144V27H145ZM183 26H184V25H182V28H186V26H185V27H183ZM196 26H197V25H196ZM90 27H91V26H90ZM102 27H103V26H102ZM138 27H139V26H138ZM180 27H181V26H180ZM133 28H135V27H132V29H133ZM159 28H161V27L159 26V27L157 28V30H158ZM195 28H196V27H195ZM129 29H130V28H129ZM132 29H130V30H131L130 32H132ZM136 29H137V28H135V30H136ZM139 29H140V27H139ZM110 30H111V29H110ZM110 30H109V31H110ZM114 30H115V28H114ZM117 30H118V29H117ZM137 30H138V29H137ZM140 30H141L142 33H143L142 28H141ZM140 30H139V31H140ZM185 30H186V29H185ZM197 30H198V28H197ZM197 30H196V31H197ZM115 31H116V30H115ZM115 31H114V32H115ZM126 31H128V29H127ZM133 31H134V29H133ZM110 32H112V30H111ZM123 32H125V31H123ZM130 32H129L127 35L131 34ZM135 32H137V31H135ZM135 32H134V33H135ZM145 32H146V31H145ZM180 32H182V31H180ZM183 32H184V31H183ZM192 32H193V31H192ZM67 33H68L69 37H67L68 35L66 34V32H62V33H61V34H66V35H67L66 37H65V35H64V36L59 35V37H60V36H62L63 38L65 37V38H66L67 40H69V41L75 40V39L77 38V40H75V42L72 41V42L74 43V47H75V45H76V48H73V46L71 45L72 42L70 43L69 41H67V40L65 39L67 42H66L65 44L62 42V43L64 44V46H66V44H67V45L70 44V47H68V48L65 47V48H67V50H66L67 53L63 52L64 50H60V48H58V46H56V47H57V49H58L60 52L57 51V50H56V47L54 46V48H55L56 51H53L54 48H53V49L51 48L52 51L54 52V53L51 52L52 55H50L49 53H46V56H47V54L49 55V56H48L49 58H48V57H47V59L45 58V59H46V60H45V63H44L45 65L43 66V69H44V70H43V71H44L43 74H44V75L46 74V75H45V78L42 77L43 75L41 76V77L43 78V80L45 79V81L42 80L44 84H43L42 82L40 83V81H41L42 78H40L39 83H35V84H37V85H38V84H41V87H43V89L47 90V91H44V90H43L45 93L48 92V93H47V94H48L47 103H46V105L42 106V108H41V106L38 107V108H37L36 106H35V107L33 106L34 108H36V109H34V111H33V109H32V111L34 112V116H35L34 119H35V120H34V123L31 122V125H30V126H32V123H33V126H32V128H30V130H27V132L29 131L28 133H26L24 130H22V129L25 128L24 125H23L22 123H19V122H17V121H14V122H13V121L11 120L13 116H14V120H17L18 118H21V116H18V115H21L20 112H22L23 109H25V107L22 108V106H21V105L23 104L22 101L24 100V97H25L27 94H29V93H27V91H30L29 89H30V87H31V86L27 87V86L25 85V86L28 88V89H27L25 86H23L24 81H28V80H24L25 76L27 75L28 72H31V71H30L29 69H27V68L24 66V64H23V63H26L25 61L28 62V59L26 60V59H25L26 56H24V54L26 55V53H27V51H25L26 53H24L25 48L23 49V52H22V54H21V55H22V58H23V61H22V58L19 59L20 53L18 54V57H17V55H16L17 60H19L20 62L22 61V64L20 65V66L22 67V68H20V70H21V73L19 72L20 75L18 74V76H16V77L13 76V77H15V79H14V81H12L11 83H10V81H11L13 78H11L10 80L6 79V80L9 81L10 84H9L8 82L5 81V77H3L5 82L2 81V82H4V83H2V82L0 83V84H1V85H0V100L2 101V102H1V103H2V106H3V104H4V107H5L4 111H6L5 113H4V111H2V114L0 115V188H2V187L6 188V187H8L9 185H11L12 183H14V182H16V181H17V182H20V181H19V177L16 178L15 180H12V181H9L8 179L5 180V181H3V180L6 179V177H7V173H8V172H11L12 170H13V171H15V170L17 171V169L19 168L18 166L23 162L22 159L27 158L28 160L31 161V160H32L31 157H33V156H31L32 153H36V152H37L35 155L38 154V159H37V161L34 160L35 162L33 161V162H34L33 164L28 165V166H26V167L23 168L22 173L24 172V174H27V173H34V172H37V171H38V172H39V171L43 172L44 169H47V170H48V169L50 168V167L47 168L48 166H52L53 163H54V164L56 163L57 158L54 160L55 162L53 161L52 158H55L56 156L59 155V159H58V160H60L61 157H62V155L65 154V156H64V160H65V159L67 160V158H65V157H66V153H67L70 149H71V151H72L73 154H72L71 152H68V153H67V155H68L67 157H68V158H69V156H70L71 154H72V156H73L75 153H77L78 151H80V150H76V149H74V148H76V147H80V146H82V145H85L86 142H91V141L93 142V140L90 141V139H92V137H95V136H93V135H94L93 133L90 134V135H91V138H89V139L87 138V139H86V137H88V135L86 136V134H87L88 131H89V130H88V127H89V126H86V125L88 124V102L91 103V102L94 101V99L96 98V99H95V103H94L95 106H97V105H99V104H102L103 102H106L105 104H107L108 101L112 100V96H111V98H110V97H107V96H109V95L112 94V93H113V94H114V93H118L117 90H114V89H117V84H116V83H114V85H113L112 82H111V80H107L106 82L102 81V82L98 83V81H100V80H97V81H96V79H97L98 77H95V76H94V77H95V80L92 79V78H94V77H91V76H92L91 73H94V74H95V72H94L95 70L93 71V68L97 67V65L100 66L101 64H102V65H101V68H104V67H102L103 64H104V66L106 65L105 68L108 70L110 67H107V64H110V63L107 62V58H106V56L108 57L110 54H111V55H110L111 58H110V56H109L110 59L108 58V61L112 59L111 62H113V64L115 63L114 61H117V59L119 58L120 54H122V52L119 53V52L121 51V50H120V49H121L120 46H122L121 44H119V43H121L119 40L123 41V39H119V40H117V42L119 41V43H117V45H118V44L120 45V46H117V47L119 48L120 51H119L118 48L116 47L117 50H116L115 52L119 53V54H117V53L114 52V50L116 49V48L114 49V45H113V44H110L111 46L109 45L110 40L108 39V37H106V39L104 38V39L106 40V42L104 41V39H103V41H102V38H101V37L103 36V34L101 35V33H99L100 35H98V32L96 33V34H97L98 36H100V38H101V39H99V38L97 37L96 40H97V41L101 40L103 43H105V45L108 44V46L106 45L107 47H104L105 45L103 44L104 46L102 45V48H103V49H102V48H101V45H100L102 42L99 41V44H98V42L96 41V42H97V45H99L98 48H97L96 50H94V49L96 48V45H95L94 48H92L94 43H91V38H93L94 34L91 35V36H90V35H88V36L86 35V36H87L86 38L89 37L88 39L90 40V42H89V44H88V42H86V41H89V40H88V39H85V37H84V39L86 40V41H84V39L82 38V37L84 36V34H83V35L80 34V35H81V36H80L79 33L72 32V31H71L70 33H69V32H67ZM73 33H76L77 36H78V35H79V36L77 37V36H75V34H73ZM132 33H133V32H132ZM138 33H140V32H138ZM138 33H135L134 35H132V37H133V36H134V37L132 38V40L130 39L131 43L134 42V41H138V40H135V39L140 38V36L142 35V34L140 33V36H138ZM178 33H179V32H178ZM195 33H196V32H195ZM198 33H199V32H198ZM198 33H197V34H198ZM14 34H15V32H11L10 35L12 36V35H14ZM58 34H60V33L58 32ZM70 34H71V35H74L75 38H74V39H71L72 36L70 37ZM123 34H124V33H123ZM191 34H192V33H191ZM262 34H263V33H262ZM52 35H53V34H52ZM104 35L107 36V34H105V33H104ZM109 35H110L109 38L111 39V38H112V35H111V34H109ZM115 35H116V34H115ZM263 35H264V34H263ZM23 36H24V35H23ZM25 36H26V35H25ZM54 36H55V35H54ZM54 36H52V37H54ZM56 36H57V39H58V35H57V34H56ZM74 36H73V37H74ZM95 36H96V35H95ZM95 36H94V38H93L94 40H95V38H96ZM118 36H119V35H118ZM121 36H122V35H121ZM125 36H126V32H125ZM129 36H130V35H129ZM135 36H137V38H135ZM187 36H188V35H187ZM12 37H13V36H12ZM40 37H41V36H40ZM79 37H80L81 40H79ZM171 37H172V36H171ZM185 37H186V36H185ZM194 37H195V36H194ZM202 37H203V36H202ZM42 38H43V35H42ZM69 38H70L71 40H70ZM116 38H117V37H116ZM123 38H124V39H128V36H126V38H125V37H123ZM130 38H131V37H130ZM134 38H135V39H134ZM196 38H200V37H196ZM24 39H25V38H24ZM37 39H39V41L41 40V38H37ZM43 39H44V38H43ZM54 39H55V37H54ZM98 39H99V40H98ZM107 39H108V40H107ZM171 39H172V38H171ZM15 40H16V39H15ZM17 40H18V39H17ZM20 40H22V39H20ZM20 40H19V41H20ZM52 40H53V38H52ZM59 40H60V38H59ZM78 40H79V41H78ZM82 40H83V42H82ZM112 40H116V39H114V37H113ZM50 41H51V40H50ZM61 41H62V39H61ZM63 41H64V40H63ZM76 41H77V42H76ZM107 41H108L109 43H107ZM192 41H193V40H192ZM201 41H202V40H201ZM256 41H258V40H256ZM55 42H56V40H55ZM55 42H54V43H55ZM93 42H95V41H93ZM96 42H95V43H96ZM112 42H113V41H112ZM112 42H111V43H112ZM128 42H129V41H127V43H128ZM166 42H167V41H166ZM185 42H186V41H185ZM189 42H190V40H189ZM189 42H188V44H189ZM3 43H4V42H3ZM3 43H2V44H3ZM27 43H28V42H27ZM58 43H59V42H58ZM73 43H72V44H73ZM75 43H76V44H75ZM81 43H82V44H81ZM83 43H84L85 45H84ZM90 43L92 44V46H91ZM129 43H130V42H129ZM131 43H130L129 45H131ZM171 43H172V41H171ZM199 43H200V42H199ZM261 43H262V42H260V44H261ZM263 43H264V42H263ZM55 44H56V43H55ZM87 44L90 45V48H91V49H89V46H88ZM114 44H115V42H114ZM123 44L125 45V43H123ZM132 44H133V43H132ZM169 44H170V42H169ZM185 44L187 45V43H185ZM193 44H194V43H193ZM3 45H4V44H3ZM48 45H49V43H48ZM82 45H83L84 47H83ZM112 45H113V47H112ZM129 45H127L126 48L129 49V47H128ZM133 45H134V44H133ZM167 45H168V44H167ZM171 45H172V44H171ZM189 45H190V44H189ZM19 46H20V45H19ZM22 46H23V45H21V48H22ZM50 46H51V45H50ZM59 46H60V45H59ZM61 46H62V45H61ZM71 46H72V48H73L74 50L71 48ZM87 46H88V47H87ZM115 46H116V45H115ZM145 46H146V45H145ZM184 46H185V45H184ZM187 46H188V45H187ZM187 46H186V47H187ZM191 46H192V45H191ZM198 46H199V45H198ZM208 46H209V45H208ZM257 46H258V45H257ZM1 47H3V46H1ZM7 47H8V46H7ZM10 47H12V45H11ZM48 47H49V46H48ZM52 47H53V46H52ZM62 47H63V46H62ZM77 47H78V48H77ZM79 47H80V48H79ZM81 47H83V48H81ZM99 47H100V49H99ZM166 47H167V46H166ZM166 47H164L165 49L163 48L165 51L167 50ZM172 47H173V46H171V48H172ZM206 47H207V46H206ZM3 48H4V47H3ZM31 48H32V47H31ZM31 48H30V49H31ZM49 48H50V47H49ZM123 48H124V47H123ZM167 48L170 49V46L167 47ZM181 48H182V47H181ZM184 48H185V47H184ZM197 48H199V47H197ZM200 48H201V47H200ZM4 49H5V48H4ZM14 49H15V48H14ZM30 49H28V47H27V50H28V51H29ZM47 49H48V48H47ZM63 49H64V48H63ZM68 49H69V50H68ZM71 49H72L73 51H72ZM88 49L90 50V51H89V52H90V57H91V56L93 57V55H95V53H97V54H96V55H97L96 57H98V56L100 55V51H101L102 54L100 55L101 57H100V56L98 57L99 60H98V58H95V61L98 60V62H99V63L97 62V65H96V62L94 61V58L91 57V58L93 59V61H92L91 58H89V56H88ZM163 49H161V50H163ZM172 49L175 51V48H174V47H173ZM179 49H180V48H179ZM194 49L197 50L196 48H194ZM204 49H206V48H204ZM0 50H1V49H0ZM19 50H21V49H19ZM45 50H46V47H45ZM70 50H71V52H70ZM91 50H93V52H94V51H96V52H95V53H91ZM98 50H99V55H98ZM124 50H125V49H123V55H124V52H125ZM126 50H127V49H126ZM130 50H131V49H130ZM159 50H160V49H159ZM187 50H189L188 47L186 48V51H185V52L188 53ZM199 50H200V49H199ZM199 50H198V51H199ZM206 50H207V49H206ZM257 50H258V48H257ZM6 51H7V49H6ZM11 51H12V50H11ZM11 51L9 50V52H11ZM21 51H22V50H21ZM48 51H49V49L47 50V52H48ZM118 51H119V52H118ZM127 51H129V50H127ZM127 51H126V52H127ZM142 51H143V50H142ZM165 51H163V52H164L165 54H167V52H165ZM177 51H178V50H177ZM180 51H181V49L179 50V53H180ZM183 51H184V49H182V52H181L180 54H182ZM189 51L191 52V54H193L192 51H194V50H192V51L189 50ZM201 51H203L202 48H201ZM13 52H14V51H13ZM17 52H19V51H17ZM17 52H16V53H17ZM38 52H40V51H38ZM43 52H45V51H43ZM43 52H42V54H43ZM49 52H50V51H49ZM69 52H70V53H69ZM134 52H135V51H134ZM154 52H155V51H154ZM169 52H170V51H169ZM175 52H176V51H175ZM175 52H174V53H175ZM185 52L182 54V55L185 54L183 57L179 54L180 57H182L183 59H184V57H185L184 60H181L180 58H179V59H180V60H179V59L177 58L179 61L182 62V64L185 62V64H183V66H184V65H186V66H190V64L192 65V64L198 63V61L200 60V57H202V55H201L200 57H198V55H199L200 53H198V55L196 54V57H197V59L195 58V59L197 60V61H196V60H194V59L192 58V56H193L195 53L191 56L190 52L188 53L189 55H188L187 53H185ZM194 52H195V51H194ZM4 53H5V51H4ZM7 53H8V52H7ZM11 53H12V52H11ZM16 53H14V54H16ZM108 53H109V54H108ZM112 53H113V54H116L117 56L115 57ZM171 53L173 54V57H175V56H174L175 54H176V55L178 54V52L174 54V53L172 52V50H171ZM261 53H262V52H261ZM28 54H29V52H28ZM36 54H37V53H36ZM42 54H40V55H42ZM92 54H93V55H92ZM106 54H107V55H106ZM152 54H153V53H152ZM161 54H163V53H161ZM205 54H206V53H205ZM207 54H208V53H207ZM207 54H206V56H207ZM9 55H11V54H7V55H5V56H8V59H6V57H5V59L7 60L6 62H7V63L10 62V64H11V65H9V66H7V67H11V66L14 67V66H15L14 64H16V63H11V61H12V60H13V62H14V60H15V62L17 61L16 58H15V55H13V57H14L15 59L13 58L12 60H11L12 56H9ZM118 55H119V56H118ZM138 55L141 56V57H144V56L146 55V53H143V52H141V51L139 52V54H133V53H132V54H131L132 57L130 58V62L133 63L134 60L136 61V58L138 57ZM157 55H158V54H157ZM169 55H170V54H169ZM187 55H188V56H187ZM23 56H24V57H23ZM27 56H28V55H27ZM32 56H33V55H32ZM102 56H103V57H102ZM112 56H113V58H112ZM158 56H159V55H158ZM166 56H168V55H166ZM186 56H187L188 58L191 57V58H189V60H192V59H193L194 61L192 60V63H191L190 61H188V59L186 58ZM194 56H195V55H194ZM9 57H10V58H9ZM28 57H29V56H28ZM28 57H27V58H28ZM30 57H31V56H30ZM39 57H40V56H39ZM170 57H171V56H169L168 60L170 59ZM173 57L171 58L172 61H173ZM176 57H178V55H177ZM0 58H1V57H0ZM3 58H4V57H3ZM41 58H42V57H41ZM88 58H89V59H88ZM104 58H106V61H103ZM116 58H117V59H116ZM166 58H167V57L163 56L162 60H159V62H160V61H163V63H164V60L167 61ZM205 58H206V57H205ZM208 58H209V56H208ZM9 59H10L11 61H8ZM24 59H25V60H24ZM96 59H97V60H96ZM114 59H115V60H114ZM163 59H164V60H163ZM171 59H170V61H171ZM174 59H175V58H174ZM177 59H176V60H177ZM198 59H199V60H198ZM201 59H202V58H201ZM210 59H211V58H209V61H207V62H210ZM2 60H4V59H2ZM34 60H36V59L34 58ZM37 60H39V59H37ZM90 60H91V61H90ZM113 60H114V61H113ZM155 60H156V59H155ZM176 60H174V61L176 62ZM186 60H187V61H186ZM202 60H203V59H202ZM31 61H32V60H31ZM200 61H201V60H200ZM203 61H204V60H203ZM203 61H201V62H203ZM88 62H89V63H88ZM93 62H95L94 65H91V63L93 64ZM104 62H105V63H104ZM152 62H153V61H152ZM159 62L156 61V65H157ZM194 62H195V63H194ZM106 63H107V64H106ZM163 63H160L161 65H159V66L161 67V68H159V69H161V72H163V71L165 72L166 70H168V69H166V70L163 69V65H164ZM166 63H167V62H166ZM166 63H165V66H166V67L164 66V68H167V67L169 68L170 66L172 67V64H173V63L171 64V63H169V61H168L169 66H168V64H166ZM178 63H180V62H178ZM178 63H177V67L179 66V67L181 68V67H182V66L180 65L181 63H180V64H178ZM186 63H188V64H186ZM189 63H190V64H189ZM5 64H6V63H5ZM18 64H19V63H18ZM40 64H41V63H40ZM113 64H111V65L113 66ZM153 64H154V63H153ZM162 64H163V65H162ZM199 64H200V63H199ZM202 64H203V63H202ZM204 64H205V63H204ZM209 64H210V63H209ZM213 64H214V63H213ZM3 65H4V64H3ZM6 65H7V64H6ZM22 65H23V66H22ZM25 65H26V64H25ZM27 65H28V64H27ZM27 65H26V66H27ZM32 65H33V63H32ZM32 65H31V66H32ZM89 65L94 66V67H91V68H90ZM154 65H155V64H154ZM156 65H155V67H154V71H155V72L157 71V69L155 70ZM210 65H211V64H210ZM0 66H1V65H0ZM33 66H34V65H33ZM36 66H37V65L35 64V67H36ZM39 66H40V65H39ZM41 66H42V65H41ZM41 66H40V68H41ZM112 66H111V67H112ZM147 66H148V68L150 69V73L153 72V71H151V68L153 69V65L151 64V67H150L149 64H148V65L146 64V67H147ZM174 66L176 67V63H175V65H173V67H174ZM186 66H184V67H186ZM198 66H200V65H198ZM203 66H204V65H203ZM207 66H208V65H207ZM3 67H4V66H3ZM28 67H30V66H28ZM88 67H89L91 70H89ZM146 67H144V68H146ZM171 67H170V68H171ZM184 67H182V68H184ZM195 67H196V65H195ZM212 67H213V66H212ZM212 67H209V68L211 69ZM216 67H217V66H216ZM17 68H18V67H17ZM148 68L145 69V70L143 69V70H142V73H143V74L145 73V75H146V74L148 73V71H149ZM182 68H181V71H182L181 74H182V75L186 74V73H183V72H188V70H190V68H189V69L187 68V69H188V70L186 69L187 71H186V70L183 71ZM193 68H194V67H193ZM196 68H197V69H196V71H197V70H198V67H196ZM200 68H201V67H200ZM8 69H12V68H8ZM26 69L29 70V71H27V73H26ZM32 69H33V68H32ZM34 69H35V68H34ZM124 69H125V68H124ZM175 69H176V68H175ZM177 69L179 70V68H177ZM201 69H202V68H201ZM201 69H199V70H201ZM1 70H2V69H1ZM14 70H15V69H14ZM35 70H36V69H35ZM37 70L39 71V68H38ZM40 70L42 71V68H41ZM88 70H89V72H88ZM98 70H99V71H103L104 74L106 73V72H104L105 69L101 70V69L98 68ZM107 70H105V71H107ZM146 70H148V71L146 72ZM169 70H170V69H169ZM169 70H168V71H169ZM207 70H208V69H207ZM6 71L9 72L8 70H6ZM6 71H5V72H6ZM16 71H17V69H16ZM22 71H23V72H22ZM108 71H109V70H108ZM126 71H127V70H126ZM126 71H125V72H126ZM143 71H145V72H143ZM170 71H171V70H170ZM173 71H174V70H173ZM190 71H191V70H190ZM203 71H204V70H203ZM211 71H212V70H211ZM32 72H33V70H32ZM96 72H97V71H96ZM155 72H154V73H155ZM157 72H158V71H157ZM164 72H163V73H164ZM177 72H178V71H176V73H177ZM16 73H17V72H16ZM38 73H39V72H38ZM88 73H89V74H88ZM103 73H102V74H99V73L97 72V75L99 74V78H100V76H103ZM150 73H148V74H150ZM168 73H169V72H168ZM170 73H171V72H170ZM170 73H169V74H170ZM192 73L195 75V76H193V78H194V77H197V76L199 75V74L196 75L195 72H191V74H192ZM197 73H198V72H197ZM201 73H202V72H201ZM206 73H207V72H206ZM206 73H205V74H206ZM12 74H13V73H12ZM33 74H36V72L33 73ZM33 74H32V75H33ZM41 74H42V72H41ZM143 74H142V75H143ZM152 74H153V73L150 74V76H152V80H153V79L156 80V79H155L156 77H157V78H158V77L160 78V80H158V79H159V78H158L156 82L158 83L157 85H159V86L161 87V89H160L159 86H158L159 88L157 87V85L155 84L156 82L154 83V80L152 81V83L155 84V85H154L153 87H150L149 85L152 86V84H149V83L151 82V81H150V76L147 78L148 75H146V77H145V76H144V77L147 78L146 81H147V82L149 81V82L147 83V82L143 79V80H144V82H143L144 84H141L140 86H138V85L141 83V81H143V80H141L143 76H142V77L140 76L141 79L138 80V82L136 81V86H138V87L136 88V86H135V87L133 88V89H134V93H137L136 96H137L138 94L141 93L140 96H139V95H138V96H139V97H142V96H141V95H143L142 92L146 91L147 89H145V90L143 91V89H144L143 87H144V86H143V87H141V86H142V85H145V88H148V91H147L146 93H145V92H144V93L147 94V95H146L147 97H149L148 94H150L151 97H149V99H150V98H151V99L153 98V97H152L153 93H154V95H153V96H154V100H156L155 98L158 99V97H156V96H159L158 94L160 93V95L163 94L162 96L164 97V101L167 102V105L170 104L171 99H167V97H169L172 93H170L169 96H165L166 94H164V93H165L166 91H165V89H164L165 92L163 91L162 94H161V91H160V90L163 89V88H162L163 86H161L162 83L159 84L160 81H163V80H161V75H159V73H157L158 76H155V75H157L156 73H155V75H154V74L152 75ZM165 74H167V73L165 72L164 74H162V76L165 75ZM174 74H175V72H173V76H171V75H172V74H171L170 76H167V77H169V78L171 77V78H172V77H174ZM178 74H180V72H178ZM189 74H190V72H189ZM191 74H190V76H191ZM193 74H192V75H193ZM203 74H204V73H203ZM207 74H208V73H207ZM212 74H213V73H212ZM216 74H217V73H216ZM260 74H261V73H260ZM29 75H31V74H29ZM32 75H31V76H32ZM88 75H89V76H88ZM90 75H91V76H90ZM97 75H96V76H97ZM187 75H188V74H187ZM201 75H202V74H201ZM210 75H211V74H210ZM5 76H6V75H5ZM10 76H11V72H10V75H8V77L10 78ZM31 76H30V77H31ZM59 76H60V78H59ZM154 76H155V78H153ZM184 76H185V75H184ZM203 76H204V75H203ZM203 76H202V77H203ZM214 76H215V75H213V77H214ZM27 77H28V76H27ZM35 77H36V76H35ZM38 77H39V76H38ZM87 77H88V78H87ZM140 77H139V78H140ZM144 77H143V78H144ZM182 77H183V76H182ZM182 77H181V80H180L179 77H178L177 80H179V81H183L184 79L187 80V79L190 78V77H189V78H185V77H186V76H185V77H183V80H182ZM191 77H192V76H191ZM207 77H209V76H207ZM219 77H220V76H219ZM6 78H7V77H6ZM32 78H34V77H32ZM36 78H37V77H36ZM85 78L88 79V80L90 79L91 81L89 82V81L86 80ZM101 78H102V77H101ZM165 78H166V75H165ZM175 78H177V77H175ZM198 78H199V77H198ZM47 79H48V81H47ZM172 79H173V78H172ZM194 79H195V78H194ZM201 79H203V80H201ZM201 79H200V80H201L202 82H203L204 80H206V78H204V77L201 78ZM216 79H217V78H216ZM31 80H32V79H31ZM166 80H167V78H166ZM168 80H169V79H168ZM173 80H174V79H173ZM177 80H176V81H177ZM241 80H242V79H241ZM262 80H263V79H262ZM0 81H1V80H0ZM32 81H33V80H32ZM46 81H47V82H46ZM56 81L58 82L57 85H55V82H56ZM132 81H134V82H132ZM158 81H159V82H158ZM171 81H172V80H170V82H171ZM190 81H192V82L190 83V85H192L194 82H193V80H189V82H190ZM242 81H243V80H242ZM28 82H29V81H28ZM28 82H27V83H28ZM33 82H34V81H33ZM88 82H89V83H88ZM139 82H140V83H139ZM145 82L147 83V85L145 84ZM164 82H165V81H164ZM186 82H187V81H183V83H186ZM204 82H206V81H204ZM215 82H216V81H215ZM249 82H250V81H249ZM255 82H256V81H255ZM31 83H32V82H31ZM46 83H47V84H46ZM53 83H54L55 87L58 86V87L56 88L57 90H56V89L53 90V86H54ZM131 83L135 84V80H134V78H133L132 80L130 79V83H129V85H131ZM165 83H166V82H165ZM172 83H173V82H172ZM172 83H171V85H172ZM178 83H179V82H178ZM218 83H219V82H218ZM244 83H245V81H244ZM2 84H3V85H2ZM8 84H9V85H8ZM29 84H30V83H29ZM29 84H28V85H29ZM104 84L106 85L105 89L102 90V91L98 90V88H99L100 86H103ZM166 84L168 85V83H166ZM174 84H175V82H174L173 85H172L173 87H171L170 84L168 85V87L170 86V88H175L176 86H174ZM179 84H181L180 86H183V87L186 85V84H185V85H182V82H180ZM194 84H195V83H194ZM263 84H264V82H263ZM31 85H32V84H31ZM37 85H35V86H37ZM175 85H176V84H175ZM38 86H39V85H38ZM38 86H37V87H38ZM112 86H113V89H112ZM132 86H134V85H132ZM146 86H149V87H146ZM155 86H156L158 89H160V90L157 91L156 88H155ZM164 86H165V85H164ZM177 86H178V85H177ZM188 86H189V85H188ZM188 86H187V87H188ZM193 86H194V85H192V86H190V87L193 88ZM197 86H198V85H197ZM197 86H196V87H197ZM199 86H200V85H199ZM206 86H207V85H206ZM217 86H218V85H217ZM219 86H220V85H219ZM219 86H218V87H219ZM251 86H252V85H251ZM165 87L167 88V86H165ZM165 87H164V88H165ZM183 87H182V88H183ZM135 88H136V89H135ZM140 88L142 89L141 92L138 93L137 91H135V90H138V91H139ZM149 88H150V89H149ZM170 88H169V90H170ZM208 88H209V87H208ZM213 88H214V87H213ZM248 88L250 89V87H248ZM248 88H247V89H248ZM256 88H257V87H256ZM39 89H40V88H38V90H39ZM102 89H103V88H102ZM125 89H126V88H125ZM133 89H132V91H130L131 93L133 92ZM184 89H185V91H187V90H186V87H184L182 90H184ZM190 89H191V88H190ZM194 89H195V88H194ZM32 90L34 91V87H33ZM51 90H52V91H51ZM127 90H128V89H127ZM149 90H154L156 93H155L154 91H153V92L150 91V92L152 93V95H151V93L149 92ZM174 90H176V93H177V90H178V89L176 88V89H174ZM206 90H207V88H206ZM212 90H213V89H212ZM123 91H124V90H123ZM170 91H171V90H170ZM172 91H173V90H172ZM178 91H179L178 93H179V95H180V91H181V89L178 90ZM191 91H192V90H188L187 93H185V94L183 93V94H184V95H187V94H189V93L191 94ZM194 91H195V90H194ZM196 91H197V90H196ZM199 91H200V90H199ZM209 91H210V90H209ZM256 91H257V90H256ZM40 92H41L40 94H43L41 90H40ZM53 92H54V93H53ZM130 92H129V93H130ZM173 92H174V91H173ZM181 92H182V91H181ZM183 92H184V91H183ZM188 92H189V93H188ZM213 92H214V91H213ZM252 92H253V91H252ZM30 93H33V92L30 91ZM38 93H39V91H38ZM45 93H44V94H45ZM49 93H52V94H49ZM157 93H158V94H157ZM174 93H175V92H174ZM178 93H177V95H178ZM196 93H197V92H196ZM34 94H35V93H34ZM89 94H90V95H89ZM95 94H96V95H95ZM155 94H156V95H155ZM168 94H169V93H168ZM190 94H189V95H190ZM194 94H195V93H194ZM205 94H207V93L204 92V95H203V96H205ZM212 94H213V93H212ZM31 95H32V94H31ZM49 95H50V97H49ZM94 95H95L96 97H95V98H92V100H91L90 97H93ZM130 95H131V94H130ZM173 95L175 96V94H173ZM173 95H171L173 98L170 96L172 99H174V98L177 96V95H176V96L174 97ZM184 95H183V96H184ZM209 95H211V93L208 94V97H209ZM39 96H40V95H39ZM41 96H42V95H41ZM41 96H40V97H41ZM89 96H90V97H89ZM127 96H128L129 99L131 98L130 101H131L132 99H135V101H137V100L139 99V98H138V99L136 100L135 96H133V93H132L131 96H129V94H128ZM127 96H126V97H127ZM143 96H144V95H143ZM198 96H199V95H198ZM206 96H207V95H206ZM21 97H22V98H21ZM33 97H34V96H33ZM40 97H38V98H40ZM132 97H133V98H132ZM147 97H146V99H147ZM163 97H159V99L163 100ZM165 97H166V99H165ZM170 97H169V98H170ZM178 97H179V96H178ZM180 97H181V95H180ZM227 97H228V96H227ZM41 98H42V97H41ZM114 98L117 100V96H115ZM114 98H113V99H114ZM182 98H183V97H182ZM184 98H185V97H184ZM198 98H199V97H198ZM27 99H28V97H27ZM34 99H36V97H35ZM125 99H126V98H125ZM129 99H128V100H129ZM149 99H148V104H149V102H150ZM196 99H197V98H196ZM201 99H202V98H201ZM30 100H31V99H30ZM32 100H33V99H32ZM126 100H127V99H126ZM142 100H143V99H142ZM142 100H141V98H140V102H141ZM152 100H153V99H152ZM154 100H153V101H154ZM167 100H170V101L168 102ZM25 101H26V100H25ZM35 101H36V100H35ZM38 101H39V100H38ZM113 101H114V100H113ZM135 101H131V103H132V102H135ZM158 101H160V100H158ZM158 101H157V102H154V103L152 102V104H153V105H152V106H153V107H152V109H153L152 111L156 112V110H158V109L160 110V112H161L162 110H163V112H164V111H167V110L164 109L165 106H166L165 102L162 101L163 103H162V102H161V103H160V102L158 103ZM172 101L175 102L176 100H172ZM172 101H171V103H172ZM178 101H179V100H178ZM196 101H197V100H196ZM212 101H213V100H212ZM115 102H116V101H115ZM138 102H139V101H138ZM140 102H139V103H140ZM182 102H183V101H182ZM185 102H186V101H185ZM203 102H205V101H203ZM218 102H219V101H218ZM1 103H0V104H1ZM21 103H22V104H21ZM42 103H43V102H42ZM142 103H143V102H142ZM190 103H192V102H190ZM196 103H198V102H196ZM24 104H25V102H24ZM32 104H33V103H32ZM105 104H104V105H105ZM113 104H114V102H113ZM113 104H112V105H113ZM119 104L122 105V104H121V101H120ZM126 104H128L127 101H126ZM129 104H130V103H129ZM129 104H128V107H129V109L132 111V110L134 109V108L131 107V105H132L133 103L130 104V106H129ZM136 104H137V103H135V105H136ZM148 104H147V105H148ZM163 104H164L165 106H164ZM174 104H180V103L175 102ZM182 104H183V103H182ZM182 104H181V105H182ZM184 104H185V103H184ZM184 104H183V106H184ZM231 104H232V103H231ZM36 105H37V104H36ZM104 105H103V106H104ZM107 105H108V104H107ZM107 105H105V106H106V108H108V110H107L106 108H104V109L101 108L102 111H100V110L97 111L98 113H99V111H100V113H101V115H100V113H99V114L97 113V115H96V116L99 115V116H98V118L100 117L99 121H97L98 119H97V117L95 116L96 121L92 120V123L90 122L91 124H89L90 126H92V125H93V122H94V124H95L96 122H100V124L97 123V126H96L95 128H94V127H92V128L94 129V133H95V131H96V128L98 129L97 131H99V133L101 132L100 134H99L98 132H97L98 134H97V133L95 134V135H97V136H98V135H101V136H99L98 139L95 140L93 143L91 142V143H92V144H91L92 147L90 146L91 150H92V148L94 147L93 144L95 145V144L97 143V141H98L100 138H102V139H100V140L103 141V139L105 138V137H103V136H104V135L106 136L105 130H104V133H103V135H102V131H103V130L101 129L100 125H102V122H104L105 120H107V119L109 120V118H111V117H109V118L107 117V114L109 115V112H110V113H113V112H112L113 109H112V110H111V108L109 109L110 106L108 105V107H107ZM144 105H145V103H144ZM150 105H151V104H150ZM170 105H172V104H170ZM186 105H187V104H186ZM190 105H193V103L190 104ZM202 105H203V104H202ZM202 105H201V108H202ZM0 106H1V105H0ZM37 106H39V105H37ZM63 106H64V107H63ZM101 106H102V105H101ZM145 106H146V105H145ZM177 106H178V105H177ZM187 106H188V105H187ZM218 106H219V105H218ZM218 106H217V107H218ZM27 107H28V105H27ZM27 107H26V108H27ZM134 107H136V106H134ZM143 107H144V106H143ZM143 107H141V109H142ZM168 107H170V106L168 105ZM173 107H174V106H173ZM173 107H170L171 111L173 110V109H172ZM175 107H176V106H175ZM175 107H174V108H175ZM198 107H199V106H198ZM29 108H30V106H29ZM43 108H46V110H47L48 108H50V109H48L49 112H48V111L45 112V110H44ZM113 108H114V106H113ZM136 108H137V107H136ZM136 108H135V109H136ZM189 108H190V107H189ZM201 108H199V110L202 111ZM233 108H234V107H233ZM21 109H22V110H21ZM42 109H43L44 111H42ZM105 109H106L107 111H106ZM123 109H124V108H123ZM129 109H128V112L130 111ZM141 109L138 107L137 110H138V111H141ZM150 109H151V108H150ZM150 109H149V110H150ZM167 109H169V108H167ZM203 109H205V108H203ZM243 109H244V108H243ZM263 109H264V108H263ZM30 110H31V108H30ZM30 110H29V111H30ZM95 110H96V109L91 110L90 112H93V111H95ZM103 110H105V112H103ZM137 110H136V111H137ZM143 110H144V109H143ZM143 110H142L143 113L141 112L140 114H144V113H145V114H148V112H149L148 108L146 109V112H147V113L144 112ZM147 110H148V111H147ZM175 110H176V109H175ZM194 110H195V109H194ZM196 110H197V109H196ZM196 110H195V111H196ZM25 111H26V110H25ZM114 111H115V110H114ZM168 111H169V110H168ZM171 111H169V113H170ZM203 111H204V110H203ZM102 112H103V115H102ZM117 112H118V111H117ZM132 112H133V111H132ZM134 112H135V110H134ZM134 112H133V114H134ZM160 112H158L157 114H159ZM163 112H161L162 115L164 114ZM24 113L26 114V112H23V114H22L23 116H24ZM44 113H48V115H49L50 117H52L51 115H55L56 118H57V121H58V120H61V121H58V123H59V125H61V126L63 127V129H61L59 132H57V134L55 135V137H54V139H53V142H52L51 144H49V145H45V143L48 141L49 138L47 139V141H45V143H44V140H45L48 136L50 137L51 134L48 135L46 138H45V136H44L45 139L43 138V143H44L43 145L41 144V143H42V140L40 141L41 138H39V135L42 134V132L40 133V131H41L40 128H41L42 126H43L42 131H45V133H47V132L49 131L47 128H48L49 126L51 127V125L49 124L48 126H46V125L49 123V122L47 121V122H46V125H45L47 128L44 126V123H41L42 126L39 128V126L37 125V124H39V123H38V122L35 123L36 120L44 119V118H41V117H43V116H44L45 118H48V116L46 117ZM49 113H50V114H49ZM52 113H53V114H52ZM151 113H152V112H151ZM151 113H150V114H151ZM161 113H160V114H161ZM197 113H198V111H197ZM209 113H210V112H209ZM244 113H245V112H244ZM17 114H18V115H17ZM145 114H144V115H145ZM150 114H149V115H150ZM157 114H156L155 116H157ZM189 114H190V113H189ZM192 114H193V113H192ZM203 114H204V113H203ZM241 114H242V112H241ZM32 115H33V114H32ZM39 115H41V117H40L41 119L38 118ZM46 115H47V114H46ZM104 115H105L106 117H105ZM114 115H116V114H114ZM114 115H112V117H113V119H114V122H116V116H114ZM123 115H124V114H123ZM137 115H139V114H137ZM185 115H186V114H185ZM199 115H201V114H199ZM7 116H11V117H10V118H11L10 120L13 122V123H12L13 125L15 124V125H14L15 127H13V125L11 124V121H9V120L7 119ZM55 116H54V117H55ZM102 116H103V117H102ZM110 116H111V115H110ZM130 116H131V120H130L129 117H127V118H129L130 123L132 124L134 121H132V115H130ZM134 116H135V114H134ZM134 116H133V117H134ZM141 116H142V115H141ZM146 116H147V115H145L143 118H146ZM151 116H154V114L152 113ZM151 116H147V117H150V119L155 117V116H154V117H151ZM159 116H160V115H159ZM195 116H196V115H195ZM219 116H221V115H219ZM226 116H227V115H226ZM243 116H244V115H243ZM15 117H16V119H15ZM17 117H18V118H17ZM25 117H26V116H25ZM50 117H49V118H50ZM101 117L104 119L103 121H102V118H101ZM104 117L107 118V119H105ZM121 117H122V115H121ZM139 117H140V115H139ZM164 117L167 119V117H166L165 115H164ZM183 117H184V116H183ZM187 117H188V115H187ZM222 117H224V116H222ZM228 117H229V116H228ZM244 117H245V116H244ZM244 117H242V118H244ZM8 118H9V117H8ZM140 118H142V117H140ZM160 118H162L161 121H162V120L164 121L163 117H160ZM173 118H174V117H173ZM185 118H186V117H185ZM220 118H221V117H220ZM113 119H112V120H113ZM124 119H125V118H124ZM135 119H136V117H135ZM137 119H138V117H137ZM150 119L147 118V120H150ZM183 119H184V118H183ZM212 119H213V118H212ZM222 119H223V118H222ZM228 119H229V118H228ZM23 120H25V119H23ZM100 120H101V121H100ZM108 120H107L108 123H107V122H106V123L104 122L103 124H110V122H111L112 120H111V121H110V120L108 121ZM159 120H160V119H159ZM173 120H174V119H173ZM181 120H182V119H181ZM195 120H196V119H195ZM209 120H210V119H209ZM209 120H207V121H209ZM31 121H32V120H31ZM54 121H55V120H54ZM84 121H85V122H84ZM131 121H132V122H131ZM141 121H142V119H141ZM145 121H146V120H145ZM150 121H151V123H152V120H150ZM163 121H162V122H163ZM165 121H167V120H165ZM170 121H171V120H170ZM170 121H168V124H169ZM185 121H186V120H185ZM210 121H211V120H210ZM50 122L53 123V120L50 121ZM117 122H119V121H117ZM122 122H123V121H122ZM125 122H126V121H125ZM128 122H129V121H128ZM147 122H148V121H147ZM154 122H155V121H154ZM156 122H157V121H156ZM200 122H201V121H200ZM221 122H223V121H221ZM228 122H229V121H228ZM231 122H232V121H231ZM18 123H19V124H18ZM58 123H57V125H58ZM111 123H112V122H111ZM126 123H127V122H126ZM134 123H135V124H136V123H139V125L137 124V126H139V127H140V125H141V124H140V121H138V120L135 121ZM141 123H142V122H141ZM163 123H164V122H163ZM163 123H160V122H159L160 125H163ZM166 123H167V122H166ZM21 124H22L23 126H22ZM54 124H55V122H54ZM98 124H99V125H98ZM147 124H148V123H147ZM159 124H156V123H155V125H159ZM259 124H260V123H259ZM17 125H18V126H17ZM20 125H21V126H20ZM26 125H28V124H26ZM52 125H53V124H52ZM55 125H56V124H55ZM57 125H56V126H57ZM75 125H76V127H74ZM95 125H96V124H95ZM111 125H113V124H110V125H109V126H110V129L112 128ZM114 125H115V124H114ZM114 125H113V126H114ZM122 125H123V124H122ZM122 125H120V127H121ZM124 125L126 126V124H124ZM124 125H123V126H124ZM127 125H128V124H127ZM145 125H146V124H145ZM145 125H144V126H145ZM197 125H198V124H197ZM218 125H219V123H218ZM221 125H222V124H221ZM225 125H226V123H225ZM243 125H244V124H243ZM245 125H246V124H245ZM93 126H94V125H93ZM105 126L108 128L107 125H105ZM130 126L133 127V125H130ZM137 126H135V129H136ZM141 126H143V125H141ZM147 126H148V125H147ZM147 126H145V127H147ZM163 126H165V123H164ZM168 126H169V125H168ZM171 126H173V124H172ZM184 126H185V125H184ZM190 126H191V124H190ZM16 127H17V129H16ZM18 127H21V128L24 127V128H22V129L20 128V129H19ZM27 127H29V126H27ZM27 127H26V129H27ZM50 127H49V128H50ZM53 127H54V125H53ZM106 127H105V128H106ZM126 127H127V126H126ZM126 127H124V130H127ZM128 127H129V125H128ZM131 127H129V128H131ZM152 127H153L152 125H151V127L149 126V128H152ZM186 127H187V126H186ZM221 127H222V126H221ZM44 128H45L46 130H44ZM60 128H61V127H60ZM89 128H90V127H89ZM92 128H91L90 130H93ZM103 128H104V126H103ZM105 128H104V129H105ZM125 128H126V129H125ZM137 128H138V127H137ZM140 128H141V127H140ZM140 128H139V129H140ZM159 128H160V127H157V130H158ZM26 129H25V130H26ZM28 129H29V128H28ZM51 129H52V127H51ZM54 129H55V128H54ZM58 129H59V127H58ZM74 129H75V130H74ZM100 129H101V131H100ZM116 129H117V127H116ZM131 129H132V128H131ZM164 129H166V128L164 127ZM113 130H114V134H115V127L113 128ZM113 130H112V131H113ZM121 130H122V128H121ZM133 130H134V128H133ZM162 130H163V128H162ZM162 130H161V133L163 132ZM56 131H57V130H56ZM63 131H64L65 136H64V134H62ZM107 131H108L107 133H109V134L111 133V132H109V131H111V130H109V128L107 129ZM137 131H138V129L136 130V132H137ZM144 131H145V130H144ZM151 131H152V130H151ZM164 131H165V130H164ZM65 132H66V133H65ZM117 132H118V131H117ZM120 132H121V131H120ZM127 132H128V131H127ZM127 132H126V133H127ZM157 132H159L158 134H160V131H159V130H158ZM49 133H52V131H50ZM49 133H47V134H49ZM90 133H91V132H90ZM132 133H133V132H132ZM145 133H147V132H145ZM149 133H151V132L149 131ZM152 133H153V132H152ZM163 133L165 134V132H163ZM163 133H162V134H163ZM47 134H46V135H47ZM109 134H108V136H109ZM112 134H113V133H112ZM117 134H118V133H117ZM117 134H115V135H117ZM137 134H138V133H137ZM137 134H136V136H137ZM158 134H157V136H158ZM162 134H160V135L162 136ZM62 135H63V136H62ZM82 135H83V137L81 138L80 143H82V139H83V140H84V139H85V140H89V141H84V144L82 143V145L79 143V146H76L77 144H76V145L74 144V145H72V146H74V147L71 146L70 149H68V147H66V146L69 145V144H66V142H69V143H70V142L74 141L75 139H77L78 137H81ZM127 135H128V134H127ZM132 135H133V134H132ZM141 135H142V134H141ZM153 135H154V134H153ZM160 135H159V136H160ZM167 135H168V134H167ZM40 136H42V135H40ZM60 136H61V137H60ZM68 136H69V138H66V137H68ZM125 136H126V134H125ZM136 136H135V137H136ZM138 136H139V135H138ZM138 136H137V138H135V139H137V142H138L139 140H140V142H141L142 140H141V139L138 140ZM144 136H145V134H143V137H144ZM168 136H169V135H168ZM42 137H43V136H42ZM114 137L117 138L116 136H114ZM118 137H120V135H119ZM128 137H129V136H128ZM140 137H141V136H140ZM140 137H139V138H140ZM146 137H147V136H146ZM164 137H166V136H164ZM38 138H39V139H38ZM115 138H114V139H115ZM141 138H142V137H141ZM148 138L150 139V137H148ZM37 139L39 140V142L37 141L38 143L35 144ZM105 139H106V138H105ZM105 139H104V140H105ZM117 139H118V138H117ZM123 139H124V138H123ZM145 139H147V138H145ZM166 139H167V138H166ZM106 140H109V138L106 139ZM132 140H133V139H132ZM151 140H152V139H151ZM62 141H63V142H62ZM121 141H123V140H121ZM130 141H131V140H130ZM144 141H145V140H144ZM147 141H148V140H147ZM147 141L143 142V143H145L144 146H146V147H145L146 149H147V147H149V146L151 147V145H152V142L150 141V142H151V145H150V143L148 142L149 145L147 144V145H148V146H147V145H146V142H147ZM123 142H124V141H123ZM137 142H136V143H137ZM160 142H161V141H160ZM39 143H40L41 145H39ZM75 143H77V142H75ZM100 143H103V142H100ZM100 143H98V144H100ZM106 143H108V142L106 141L105 144H106ZM143 143L141 142V144H143ZM89 144H90V143H89ZM162 144H163V143H162ZM36 145H37V147H39V148H36V147H35ZM44 145H45V146H44ZM87 145H88V143H86V145H85V146L88 148V149H87V151H88V150H90V149H89V145H88V146H87ZM102 145H103V144H102ZM138 145H139V144H138ZM40 146H41L42 148H41ZM85 146H84L83 148H85ZM96 146H98V145H96ZM100 146H101V145H100ZM110 146H111V145H110ZM110 146H108V147H110ZM113 146H114V145H113ZM113 146H112V147H113ZM144 146H143V148H144ZM152 146H153V145H152ZM194 146H196V145H194ZM34 147H35L36 149L40 150V152H38L36 149H34ZM101 147H102V146H101ZM103 147H104V146H103ZM132 147H133V146H132ZM134 147H135V146H134ZM136 147H137V146H136ZM150 147H149V148H150ZM40 148H41V149H40ZM72 148H73V149H72ZM81 148H82V147H80V149H81ZM97 148H100V147H97ZM137 148H138V147H137ZM158 148H159V147H158ZM192 148H193V147H192ZM202 148H204V147L202 146ZM32 149H34L36 152L33 151ZM77 149H78V148H77ZM141 149H142V148H140V150H141ZM183 149H184V148H183ZM31 150H32V151H31ZM74 150H76L77 152L74 151ZM81 150H82V151H80L79 154L77 153V155H80V154H81V155L83 156V153H84V152H83V149H81ZM93 150L95 151V149H93ZM104 150H106V149H104ZM129 150H130V148H129ZM142 150H143V149H142ZM186 150H187V149H186ZM191 150H192V149H191ZM191 150H190V151H191ZM194 150H195V149H194ZM194 150H193V151H194ZM30 151H31V155H30L31 157H30V159H29V157H28V156H25V154H28V153L30 154ZM97 151H98V152H97ZM97 151H96V152H97L98 154H94L95 156H96V155L99 156L100 154H102V151H103V150H101V149H97ZM100 151H101V153H99ZM180 151H181V150H180ZM193 151H192V152H193ZM196 151H198V150L196 149ZM199 151H200V149H199ZM82 152H83V153H82ZM89 152H90V151H89ZM115 152H116V151H115ZM154 152H155V150H154ZM154 152H152L151 155H150V154H149V155L153 157V156H154ZM184 152H185V151H184ZM202 152H203V150H202ZM202 152H201V153H202ZM204 152H205V151H204ZM62 153H63V154H62ZM93 153H95V152H93ZM128 153H129V152H128ZM194 153H195V152H194ZM205 153H207V152H205ZM29 154H28V155H29ZM60 154H62V155H60ZM85 154H86V152H85ZM87 154H88V153H87ZM87 154H86V155H87ZM90 154H92V153H90ZM103 154H104V155H103ZM103 154H102L103 157H104L105 155H107V153L105 154V151H104ZM110 154H112V153L110 152ZM152 154H153V155H152ZM160 154H161V153H160ZM180 154H181V153H180ZM185 154H186V156H187V153H185ZM81 155H80L79 157H81ZM146 155H147V154H146ZM155 155L159 156L158 154H155ZM190 155H191V154H190ZM190 155H189V156H190ZM199 155H200V154H199ZM213 155H214V154H213ZM24 156H25V157H24ZM109 156H110V155H109ZM203 156H205V155H203ZM20 157H21V158H20ZM23 157H24V158H23ZM76 157H77V156H76V154H75V159H74V156L72 157L73 159H71V160H72V163L74 162L75 164H74V163H73V164L71 163L72 166H71V165L69 166V165H67V163H66L65 165H66L67 167H69L68 170H70V168L72 167V168H73V170H72V168H71L72 172H73V171H76V172H77L78 170H80V175L82 174V176L77 175V176H79V177H82V178L84 177V176H83V173H84V171H85V170H84V167H85L86 170H87L89 167L91 168V166H97V165H96L97 163L94 164L95 162H92L94 159H93V160H92V159H91V160L88 159V162L90 161V163L87 162L86 164H85V163H82V164H81L80 161H82L84 158L86 159L85 155H84L83 157H81V158H83L82 160H80L79 157H77V158L80 160L79 162H78V160H77ZM87 157L89 158V157H91V156H88V155H87ZM154 157H156V156H154ZM154 157H153V158H154ZM184 157H185V156H184ZM192 157H195V156H192ZM33 158H34V157H33ZM100 158H101V157L99 156V159H100ZM19 159H21V163H19V165H18L17 162L20 161ZM85 159H84V162H85ZM96 159H97V156H96ZM102 159H103V158H102ZM102 159H101V160H102ZM192 159H193V158H192ZM28 160H25V159H24L25 163H26ZM58 160H57V161H58ZM66 160H65V161H66ZM73 160H74V161H73ZM86 160H87V159H86ZM104 160H105V158H104ZM104 160H103V161H104ZM184 160H185V159H184ZM129 161H130V160H129ZM135 161H136V160H135ZM138 161H139V159H138ZM142 161H143V160H142ZM190 161H191V160H190ZM28 162H29V161H28ZM62 162H63V159H62L61 162H60V161L57 162V164L59 163V165H60V167H61V165H62L61 163H62ZM91 162H92V163H91ZM97 162H98V161H97ZM136 162H137V161H136ZM197 162H198V160H197ZM197 162H196V163H197ZM25 163H22V164L24 165ZM77 163H78V164H77ZM101 163H102V161H101ZM134 163H135V162H134ZM139 163H140V162H139ZM139 163H138V164H139ZM76 164H77V165H76ZM79 164H81V166H83V167L79 166ZM87 164H88V165L90 164L91 166H90V165L88 166ZM93 164H94V165H93ZM136 164H137V163H136ZM191 164H192V163H191ZM59 165H57V167H56V168L58 169V172H59V173H60V170H61L62 172L66 171V170H64V171L62 170L63 167H62V168L59 167V168H60V170H59V168H58ZM63 165H64V164H63ZM63 165H62V166H63ZM65 165H64V167H65ZM74 165L79 166V167L74 168V167H73ZM98 165H99V162H98ZM103 165H104V164H103ZM198 165H199V164H198ZM20 166H21V165H20ZM86 166H87V167H86ZM132 166H133V164H132ZM140 166H141V165H140ZM194 166H195V165H194ZM251 166H252V165H251ZM14 167H16L17 169L14 168ZM21 167H22V166H21ZM137 167H138V166H137ZM155 167H156V165H155ZM155 167H154V169H156ZM56 168H55V169H56ZM80 168H81V169H80ZM94 168H96V167H94ZM94 168H93V169H94ZM101 168H102V166H101ZM101 168H100V169H101ZM250 168H251V167H249V169H250ZM75 169H76V170H75ZM77 169H78V170H77ZM82 169H83V170H82ZM100 169L97 168V170H100ZM103 169H104V168H103ZM247 169H248V168H247ZM10 170H11V171H10ZM68 170L66 171V172H68L67 174H69V172H71V171H68ZM89 170H91V169H88L87 171H89ZM95 170H96V169H95ZM13 171H12V172H13ZM45 171H46V170H45ZM81 171H82L83 173H81ZM92 171H93V170H92ZM103 171H106V170L104 169ZM249 171H251V170H248V172H249ZM12 172H11V173H12ZM58 172H56L57 175L59 174ZM72 172H71V173H72ZM78 172H79V171H78ZM89 172L92 173L91 171H89ZM89 172H86V173H89ZM99 172H100V171H99ZM245 172H246V170H245ZM245 172H244V173H245ZM248 172H246V173H247L248 176H249L250 174H249ZM73 173H74L73 176H74L75 174H77V173H75V172H73ZM86 173H84V174H86ZM95 173H97V171H96ZM95 173H93V174H95ZM100 173H101L102 175H104L103 172H100ZM244 173H243V174H244ZM53 174H54V173H53ZM64 174H65V173H62V175H61L62 180L60 179V178H61V177H60L59 179H60L61 181H60V180H59V181H55V183L52 184V186L55 185L56 183L58 184V182H59V184H61V186L56 184V186H57L59 189L62 187V185H64V186H65V184L67 185V183L69 184V188H70V185H71L70 182H72V185H73L74 187H75V185L77 186V184L75 183V181L73 182V179H72V178H71V179H72V181H71V179H70L69 176H68V177L66 176V177H67L66 180L69 178V179H68L69 181L67 180V181L65 182V179H64L65 176H64ZM93 174H92V176H93ZM97 174H98V173H97ZM155 174H156V172H155ZM247 174H246V175H247ZM251 174H252V173H251ZM261 174H262V173H261ZM8 175H10V173H8ZM57 175H56V178H58ZM177 175H178V174H177ZM209 175H210V174L208 173V176H209ZM63 176H64V177H63ZM85 176L88 177V176H91V175H88V176H87V174H86ZM179 176H181V175L179 174ZM239 176H240V174H239ZM79 177H77L76 179H77V180L80 179V181H79L80 184H83L82 181H83L84 179L82 180V179L79 178ZM86 177H84V178H85L86 181H87V178H86ZM96 177H97V176H96ZM99 177H100V176H99ZM181 177H183V176H181ZM181 177H180V179H181ZM209 177H210V176H209ZM241 177H242V174H241ZM28 178H29V177H28ZM53 178H54V177H52V179H53ZM92 178H93V177H92ZM243 178H245V177H243ZM250 178H251V176H250ZM238 179H239V178H238ZM248 179H249V177L247 178V180H248ZM63 180H64V181H63ZM81 180H82V181H81ZM93 180H96V179H93ZM239 180H240V179H239ZM249 180H250V179H249ZM86 181H85V182H86ZM88 181L91 183L92 180H89V177H88ZM88 181L86 182V185H87ZM165 181H166V180H165ZM243 181H244V179H243ZM243 181H242V183H243ZM251 181H252V180H251ZM28 182H31V178H29V179L27 180V183H28ZM60 182H61V183H60ZM64 182H65V183H64ZM81 182H82V183H81ZM171 182H172V181H171ZM234 182H235V181H234ZM234 182H233V183H234ZM240 182H241V181H240ZM240 182H239V183H240ZM245 182H246V180H245ZM27 183H26V184H27ZM63 183H64V184H63ZM73 183H75V184H73ZM92 183H93V182H92ZM239 183H238V184H239ZM249 183H250V181H249L248 183H246V185L249 184ZM26 184H24V186H25ZM88 184H89V183H88ZM153 184H154V183H153ZM160 184H161V183H160ZM166 184H167V183H166ZM173 184H174V183H173ZM231 184H232V183H231ZM13 185H16V183H14ZM13 185H12V186H13ZM72 185H71V186H72ZM91 185H92V184H91ZM93 185H94V184H93ZM154 185H155V184H154ZM233 185H234V184H233ZM239 185H240L239 187H242L241 184H239ZM249 185H250V184H249ZM5 186H6V187H5ZM24 186H23V187H24ZM52 186H51V187H52ZM56 186H54V187H56ZM59 186H60V187H59ZM64 186H63V187H64ZM79 186H80V185H79ZM84 186H85V183H84ZM84 186H83V187H78V189H79V188H84ZM88 186H90V185H88ZM166 186H167V185H166ZM178 186H179V185H178ZM181 186H182V185H181ZM247 186H248V185H247ZM21 187H22V186H21ZM21 187H20V188H21ZM23 187H22V188H23ZM57 187H56L55 189H58ZM183 187H184V186H183ZM234 187H235V186H234ZM14 188H15V187H14ZM20 188H19V189H20ZM22 188H21V189H22ZM28 188H29V186H28ZM64 188H65V187H64ZM69 188H68V189H69ZM72 188H73V187H72ZM75 188H76V187H75ZM90 188H92V187H90ZM171 188H173V187H171ZM184 188H185V187H184ZM244 188H245V187H244ZM6 189H7V188H6ZM21 189H20V190H21ZM26 189H27V188H26ZM26 189H25V190H26ZM55 189H54V190H55ZM68 189H67V190H68ZM85 189H86V190H89V188H85ZM247 189H248V188H247ZM8 190H9V189H8ZM11 190H12V192H14V193H15V191H16V189H15V191H13V189H11ZM20 190H19V191H20ZM25 190L22 191L23 194L20 193V194H22V195H20V194L16 195V196H18L17 198H16V196H15V199H14V200H15L17 203L19 202V201H17L18 198H22V200L25 199V202H26L27 200H30V199H31L30 196L33 197L32 193H31L30 196L27 195V191H29V189H27L26 194L24 193ZM51 190H53V189L51 188ZM54 190H53V191H54ZM64 190H66V189L61 188V190H60V192L62 191L61 193L58 192L59 190H56V191H55V192H58L60 195H56L57 193L53 194L54 192H51L52 196H51V194H50V196L53 197L52 199L49 197V198L51 199V201H52V202H51V205H52V204L54 205L55 203H57V204L60 205V206H58L57 204L54 205V206L57 207V208H55V209L53 208L52 214H53V213L55 214L54 211H56L57 209H58V212H59V209L63 208V210H62V209H61V210L64 211V209H66V208L69 207V206L66 207L68 203H67L66 205H65V203H64L65 206H64L63 204H60V202H62V201L64 202L63 197H61L63 200H62V201L60 200V199H61L60 196L62 195V196H64V197H65V196L67 197V195H68V193L66 194ZM67 190H66V191H67ZM70 190H71V188H70ZM76 190H77V189H75V191H76ZM79 190H81V189H79ZM82 190H83V189H82ZM82 190H81V192L78 191L79 193L77 192V193L79 194V196H77L76 193L74 194V195H76L75 200L81 197L80 195H81V193H82ZM91 190H92V189H91ZM94 190H95V189H94ZM243 190H244V189H243ZM63 191H64V193H63ZM84 191H85V190H84ZM84 191H83V194H84L83 196H86V195H85L86 192L84 193ZM169 191H170V190H169ZM6 192H8V191H6ZM6 192L4 191V192L1 193V194H2L3 196L7 197V199H8L11 195H10V196L8 195L9 197L6 196V195L8 194V193L6 194ZM30 192H31V190L29 191V194H30ZM68 192L71 194V193L73 192V189H72V192H70V191H68ZM89 192H90V191L87 192V195L90 197L91 194H90ZM247 192H248V191H247ZM14 193H10V192H9V194H12V195H13ZM92 193H93V192H92ZM5 194H6V195H5ZM15 194H16V193H15ZM24 194H25V195H24ZM63 194H64V195H63ZM65 194H66V195H65ZM70 194H69V196H70ZM72 194H73V193H72ZM89 194H90V195H89ZM95 194H96V196H98L97 193H95ZM19 195H20V196H23V197L26 196V197H25V198H23V197H19ZM55 195H56V197H55ZM92 195L94 196V193H93ZM92 195H91V196H92ZM28 196H29V198H28ZM57 196H59V198H58L59 200L57 199L56 202H55L54 200L57 198ZM72 196H73V195H72ZM72 196H71V197H72ZM83 196H82V197H83ZM93 196H92V200L95 201L96 198L93 199ZM11 197H12V196H11ZM66 197H65V198H66ZM77 197H78V198H77ZM94 197H95V196H94ZM2 198H3V199H6V198H4V197H2ZM13 198H14V197H13ZM13 198H12V200H10V201H12V204H11V205H13V207L10 206V204H9L10 201L8 202L9 207H7V206L5 207V206H4V208H3V206H1L3 209H5V211L2 210V208H1V210H0L1 212H2V211L4 212L5 217L3 216L4 214H3V212H2L3 215L0 213V214H1V215H0V218L3 216V217L5 218V220H4L3 217L0 219V233H1V230H2V232L5 230V227H6L8 224L10 225V228H13V225H12V224L14 223L15 219L12 218L13 221H11V223H9V218H8V212L10 211V212H9V215H10V213H11V211H12V208H13V211H16L15 214H14V212H13V216H14V215L17 216V215L19 214V213H17V211H19V212L21 211V212H22V210H20V208H18V206H14V205H17V204L14 202ZM27 198H28V199H27ZM87 198H88V197L86 196V197H83V199H81L82 201H83L84 199H86V202L84 201V202L82 203L84 206L87 205L86 203H91V202H92V201H91V202H90V201L87 202V200H89V199H87ZM90 198H91V197H90ZM53 199H54V200H53ZM248 199H249V197H248ZM90 200H91V199H90ZM20 201H21V199H20ZM32 201H33V200H30L29 202H32ZM53 201H54V202H53ZM69 201H71V200H69ZM78 201H79V200H78ZM13 202H14L15 204H13ZM23 202H24V201H22V202H20V203H23ZM65 202H66V201H65ZM80 202H81V201H80ZM80 202H77V203L80 204ZM10 203H11V202H10ZM20 203H18V205H19ZM27 203H28V201H27ZM27 203H24V204H25L24 206L28 205V207L26 206V208H25L23 205H21V204L19 205L20 207L23 206V211H24L25 213H27V215H26L25 213H23V215L25 214V215H24L25 217H23V215H21L22 213H20L19 215L22 216V218H21V216H20L21 219H20V218L18 219L17 217H14V218H17V219L20 221V220H22V219L24 220V218L26 219L27 216H31V215H32V213H28V210H26V209L28 208L29 211H30V210L33 208V205H32L33 203H32L31 205H30V204H27ZM48 203H49V201H48ZM77 203L75 202L74 204H77ZM94 203H95V202H94ZM69 204H71V203H69ZM69 204H68V205H69ZM96 204H97V202L94 204V206H95ZM0 205H1V204H0ZM62 205H63V207H62ZM83 205L80 206L82 210H83V208H84ZM260 205H261V204H260ZM30 206H32L31 209H30ZM54 206H53V207H54ZM71 206H73V205H71ZM74 206L76 207V209L79 208V205H78V206H77V205H74ZM74 206H73V207H74ZM82 206H83V207H82ZM94 206L89 205L88 207H94ZM64 207H66V208H64ZM73 207H72V208H73ZM77 207H78V208H77ZM245 207H246V206H245ZM7 208H9L10 210H8ZM14 208H18L19 210H18V209L14 210ZM70 208H71V207H69L68 210H69V211H72V210H70ZM76 209H74V210L77 211L78 213H79V211H81V210H79V209H78L79 211L76 210ZM244 209H245V208H244ZM6 210H8V212H7ZM74 210H73V211H74ZM86 210H88L87 207H86V209H85L84 211H86ZM242 210H243V208H242ZM84 211H83V212H84ZM257 211H258V209H257ZM6 212H7V215H6ZM86 212H87V211H86ZM88 212L90 213V211H88ZM88 212H87V213H88ZM246 212H247V211H243V213H242V216H243V217H245V216L247 215ZM258 212H259V211H258ZM262 212H263V211H262ZM262 212H261V213H262ZM70 213H71V212H70ZM72 213H74V212H72ZM89 213H88V214H89ZM16 214H17V215H16ZM28 214H29V215H28ZM45 214L48 215V210H47L46 208H45ZM84 214H86V213L84 212ZM88 214H87V215H88ZM90 214H91V213H90ZM245 214H246V215H245ZM11 215H12V213H11ZM72 215H73V214H72ZM75 215H76V214H75ZM87 215H86V216H87ZM6 216H7V217H6ZM240 216H241V215H240ZM254 216H255V215H254ZM259 216H260V215H259ZM11 217H12V216H11ZM77 217H79V216H77ZM77 217H76V218H77ZM93 217H94V216H93ZM93 217H92V218H93ZM256 217H257V216H256ZM6 218H8V223L6 222V221H7ZM28 218L31 219L30 217H28ZM54 218H55V217H54ZM80 218H81V217H80ZM83 218H84V217H83ZM83 218H82V219H83ZM87 218H88V220H89V215H88ZM87 218H86V219H87ZM94 218H95V217H94ZM254 218H255V217H254ZM2 219H3V220H2ZM17 219H16V220H17ZM29 219H28V220L26 219L28 223H30V222H29ZM56 219H57V218H56ZM77 219H78V218H77ZM96 219H97V218H96ZM18 220H17V221H18ZM23 220H22V221H23ZM53 220H54V219H53ZM88 220H86V221H88ZM2 221H5V224H6V223H7V224L4 225V222H2ZM19 221H18V223H14V227H15V228H16V225H17V224H20L21 221H20V222H19ZM54 221H55V220H54ZM57 221H58V220H57ZM57 221H55V223H56ZM61 221H62V220H61ZM64 221H66V219H64ZM82 221H83V220H82ZM84 221H85V220H84ZM89 221H91V219H90ZM48 222H49V221H48ZM70 222H71V221H70ZM70 222H69V223H70ZM76 222H79V220H77ZM92 222H94V219L92 220ZM100 222H101V221H100ZM22 223H23V222H21V224H20L21 227L18 226L17 229L20 230L21 228H24V226L27 224V223L24 222L25 225H23L24 223H23V224H22ZM50 223H51V221H50ZM58 223H59V222H58ZM64 223H66V222H64ZM79 223H80V222H79ZM253 223H254V222H253ZM53 224H54V223H53ZM53 224H52V225H53ZM60 224H62V223H60ZM86 224H87V223H86ZM86 224H85V226H87ZM9 225H8V227H6L7 230H9V229H8V228H9ZM11 225H12V227H11ZM22 225H23V227H22ZM27 225H28V224H27ZM48 225H50V224H48ZM63 225H64V224H63ZM250 225H251V224H250ZM262 225H263V224H262ZM28 226H30V225H28ZM28 226H25V228H28V229H27V234L25 233L26 229H25V231L21 229L22 231H24V233L26 234V236L29 234L28 230L30 231V229H29ZM54 226H55V225H54ZM56 226H57V224H56ZM60 226H61V225H60ZM88 226H89V225H88ZM1 227H2L3 229H1ZM19 227H20V228H19ZM52 227H53V226H52ZM61 227H62V226H61ZM64 227H66V226H64ZM67 227H68V226H67ZM251 227H252V226H251ZM15 228H14V229H15ZM45 228H46V226H45ZM68 228H69V227H68ZM249 228H250V227H249ZM14 229H13V230H14ZM17 229L14 230V231L11 230V231H12V234H15V233H16L15 231H18ZM48 229H49V228L47 227L45 230H48ZM55 229H57V228H55ZM59 229H60V228H59ZM61 229H62V228H61ZM85 229L87 230L88 228H85ZM248 230H249V229H248ZM5 231H6V230H5ZM5 231H4V232H5ZM54 231H55V230L53 229V232H54ZM56 231H57V230H56ZM56 231H55V233H56ZM68 231H69V230H68ZM71 231H72V230H70V232H71ZM4 232H3L2 234H4ZM7 232H8V231H7ZM7 232H6V234H7ZM51 232H52V231H51ZM57 232H58V231H57ZM72 232H73V231H72ZM66 233H67V231H66ZM87 233H88V230H87ZM91 233H92V232H91ZM17 234H19V233L17 232ZM25 234H24V236H25ZM52 234L54 235V233H52ZM60 234H61V231H60ZM247 234H248V233H247ZM259 234H260V233H259ZM0 235H1V234H0ZM4 235H5V234H4ZM4 235H2L1 237H3ZM22 235H23V233H22ZM22 235H20V236H21V239L23 238ZM50 235H51V234H50ZM50 235H49V236H50ZM53 235H52V236H53ZM56 235H57V234H56ZM73 235H75V234H73ZM248 235H250V234H248ZM6 236H7V235H6ZM12 236H13V235H12ZM15 236H16V237L18 236L17 238H19L18 243H19V246H20V242H19V241H21V240H20V237H19V235H15ZM61 236H62V235H61ZM27 237H28V236H27ZM63 237H64V236H63ZM7 238H8V237H6V239H7ZM13 238H14V237H13ZM49 238L51 239V237H49ZM59 238H60V237H59ZM64 238H65V237H64ZM64 238H63V239H64ZM262 238H263V237H262ZM24 239H25V237H24ZM24 239H23V241H24ZM54 239H55V238H54ZM54 239L52 240V242L55 241ZM248 239H249V238H248ZM248 239H247V240H248ZM257 239H258V238H257ZM1 240H2V238H0V242H2V241L4 240V238H3L2 241H1ZM13 240L15 241V245H18V244H16V238L13 239ZM67 240H69V238H68ZM250 240H251V239H250ZM26 241H27V240H26ZM26 241H25V242H26ZM72 241H75V240H72ZM245 241H246V238H245ZM253 241H254V239H253ZM5 242H6V240H5L4 242H2V243H5ZM25 242H23L21 245L25 244ZM50 242H51V241H50ZM52 242H51V243H52ZM6 243H7V242H6ZM6 243H5V244H2V245L5 246ZM54 243H56V242H54ZM67 243H68V242H67ZM67 243L64 242V244H67ZM244 243H245V242H244ZM247 243H248V241H247ZM250 243H251V242H250ZM0 244H1V243H0ZM49 244H50V243H49ZM64 244H62V247H63V246L65 247ZM78 244H79V243H78ZM248 244H249V243H248ZM263 244H264V243H263ZM7 245H8V244H7ZM7 245H6V246H7ZM26 245H27V244H26ZM52 245H53V244H52ZM55 245H56V244H55ZM72 245H74V244L72 243ZM246 245H247V244H246ZM252 245H253V244H252ZM0 246H1V245H0ZM4 246H1V247L3 248ZM6 246H5V247H6ZM19 246H18V248H21V247H22L23 250H25V252H26V248H27V246H20V247H19ZM56 246H57V245H56ZM56 246H55V247H56ZM67 246H68V245H67ZM67 246H66V247H67ZM69 246H70V244H69ZM83 246H84V245H83ZM254 246H256V245H254ZM8 247H10V246H7V248H8ZM11 247H12V246H11ZM24 247H25V248H24ZM52 247H53V246H52ZM60 247H61V246H60ZM60 247L57 246L56 248H57V249H64V248H60ZM75 247H76V245H75ZM246 248H247V247H246ZM263 248H264V247H263ZM15 249L17 250V246H16ZM65 249H69V251H70V249H72V246H71V248H70V247H67V248H65ZM65 249H64V250H65ZM249 249H250V248H249ZM252 249H253V247H252ZM254 249H256V248H254ZM2 250H3V249H2ZM2 250H1V251H2ZM6 250H7V249H6ZM23 250H22V251H23ZM52 250H53V248H52ZM54 250L56 251V249H54ZM244 250H245V249H244ZM1 251H0V252H1ZM4 251H5V250H4ZM11 251H12V250H11ZM62 251H63V250H62ZM66 251H67V250H66ZM74 251H75V250H74ZM78 251H79V248H78ZM222 251H223V249H222ZM224 251H225V250H224ZM14 252H15V250H14ZM18 252H19V251H18ZM67 252H68V251H67ZM72 252H73V249H72L71 252H69V254H71ZM64 253H65V251H64ZM76 253H77V251H76ZM251 253H252V252H251ZM2 254H3V252L1 253V256H2ZM222 254H223V253H222ZM3 255H6V256H7V254H3ZM217 255H218V254H217ZM8 256H9V254H8ZM8 256H7V257H8ZM226 256H227V255H226ZM254 257L256 258L255 254H254ZM257 257H258V256H257ZM260 257H261V255H260ZM260 257H259V258H260ZM0 258H1V257H0ZM2 258H3V257H2ZM24 258H25V257H24ZM215 258H216V257H215ZM215 258H214V259H215ZM219 258H220V257H219ZM6 259H7V260H6V261H7L6 264H11V260H12V259H11L10 257H9V258H6ZM263 259H264V258H263ZM263 259L261 258V260H263ZM1 260H2V259H1ZM104 260H105V259H104ZM218 260H219V259H218ZM254 260H255V259H254ZM261 260H259V261H261ZM19 261H20V260H19ZM91 261H92V260H91ZM0 262H1V261H0ZM12 262H13V260H12ZM105 262H106V261H105ZM221 262H222V261H221ZM254 262H255V261H254ZM256 262H257V261H256ZM1 263L5 264V260L2 261ZM24 263H25V262H24ZM222 263H223V262H222ZM20 264H21V263H20ZM103 264H104V263H103ZM214 264H215V263H214ZM255 264H257V263H255Z\"/></svg>",
    "mask_w": 264,
    "mask_h": 264
}]
</instances>
